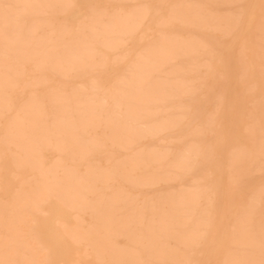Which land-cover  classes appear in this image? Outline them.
I'll list each match as a JSON object with an SVG mask.
<instances>
[{
    "label": "rangeland",
    "instance_id": "rangeland-1",
    "mask_svg": "<svg viewBox=\"0 0 264 264\" xmlns=\"http://www.w3.org/2000/svg\"><path fill=\"white\" fill-rule=\"evenodd\" d=\"M5 1L10 2L11 0L10 1L5 0ZM12 1L14 2V0H12ZM37 1L38 2L40 1V2L38 3ZM41 1H43V2H41ZM46 1L45 0H35V2H34V0H33V2H34L33 4H39L40 5L42 3L41 5H45L43 3H45ZM216 1L206 0V2L208 4L207 5L204 0H201V2H200V0H196L197 4H194L195 0H194V2H193V0H179L180 3H182V4L185 3V6L188 9H189V5H190L189 2H191V5L194 4L197 6V7L194 6L193 8L190 7L189 12L190 11L191 12L189 13V16L192 17L195 14H197V16L195 15V17H192V18H194L193 20H195V18H197L196 19L197 22L195 21L197 24L199 22L200 17L202 16L203 19L201 18V21L204 20L205 23L202 22L203 26H199V25H201V21H200V24H198L197 27H195L196 29L194 28V26H196V23H194L195 25L194 24L189 25L188 22H182L181 19H179V18L178 19L177 18L169 19L168 13H169L170 7L151 8V9L143 7L145 5L171 6L173 3L178 2V0H137L134 2H126V1L122 2V0L121 1H119V0H63L61 3L55 4V5H70V6H75V7L38 8V10L34 9L35 11L33 10V11L26 12L28 14H26L24 12L23 15L26 14V15H24L25 17H23V15H19V14H22V13H19L18 14L19 18L14 19V22H16V20H19V19H21V20H19L17 23H14L13 21L11 22L10 25L12 27L10 26L9 39L13 40L14 39L13 37H15V36L18 38L15 37L17 41L14 39L15 41L13 40L14 42H11L10 44L16 43V46H17L20 44L22 39L24 41H26V39L27 40L30 39V42H29V40L27 41L31 45L30 46L28 43V46H29L28 49L32 48L35 51L34 47L38 46L39 48H36L35 52L37 53V51L39 50V52L43 53L42 55H44L45 50L47 49V51L49 53L51 48H52L51 46H53L55 49H53L52 52L56 51V53H57V51L59 50L58 53L61 56H63V54H65L63 57L67 56V58L69 56L70 48L75 50L74 48L77 49V47H78V50H79V47L81 49L82 46H83V48H84V46H86L85 49H87V47L90 49L91 56L87 55L89 53V51L86 50V52H88L87 54L83 55L84 54L83 53V54L79 55V57L81 56L80 58L78 57L79 61H81V59H82L81 62H79L77 60L72 61V59H71V61H69L70 63L76 61L75 63H72L73 66L71 68V65L70 64L68 65L67 61H66L67 64L65 63L64 60L66 58L62 59V57L60 55H57L58 53L56 54L55 52L54 53L50 52V53H52V54L49 53L51 55L50 56V55H48V53L46 51L45 53L47 54L48 57L43 56V58L45 57V58L49 59V57H50L51 60L48 61V59L46 60L44 58L45 59L44 61H46L47 65H45V63L41 64L43 66L45 65L44 68H42L43 71H41L42 69L39 70V67L41 68V66H39L37 68L38 64L35 65V63H34L37 58L42 57V55L39 52L37 53V58H34V60H30L31 58L30 59L28 58V60H27L28 62H27V61H25V59H23V62H22L23 64L22 63L18 64V62L15 59L17 57L20 58V56H19L20 54L18 55L17 53H15L16 54V56H15V54L12 53L11 55H9V59H8V57L7 58L5 56L2 57V53L0 52V54H1L0 57H2V58H0V61L2 62V59L4 58L2 63H5L4 65H2L0 62V71L2 70L4 73H7V74H4L3 72H0V74H1V76H2V74L6 75V76L9 75L8 79H6L7 78L6 76L5 77L3 76V78L0 76L1 77L0 82L3 83V84H0L1 85L0 86V92L2 95V98H0V100H2V99L4 100V102L1 103L2 105L0 104V112H1V115H0V201L3 202V203H0V209H1L0 214H2L0 216L1 217L3 216V218H4V220L2 218H1L2 220L0 219V224H1L0 225V257H1L0 261L7 260V261H5L6 264H9V263L10 264H97L98 261L101 260L102 264H111L110 259L113 258V259H111L113 261L115 259L114 256H116V257H119V259H120V257H122V259L118 260V258H116L117 261L114 260V261H116V263H114V261H113L112 264L113 263L114 264H135V262H133V260H135L136 258H137V260H135L136 263L139 260L138 264H231V262H234L236 259L237 260H242V259H256L257 260V258H258V260L260 259V247H259L260 245L259 244H260L261 219H262L261 207H258V205L255 206L256 208H255L254 215L249 216L250 218H248V217L244 218V216H245L244 212H245V208L247 207V203H248L249 198L252 196L255 197V195H257V194L259 196L258 197L256 196L255 199L260 198L261 192H259V191H261V189L264 188V170L260 169L261 167L260 168L258 167L259 164L257 165V167H258V170H257L256 165H254L253 162H251L250 158H249V155L253 152L255 153V151H256L255 158H257L259 160L258 154H260V148H259L260 142H258V140L260 139L259 133L261 134V131H260L261 130V117H262V114H264L263 113L264 112V77H262V73H261V69H260L261 33L259 31L260 29H255L256 28L255 24L257 26H259V28H260V22H258V24L256 22V21H260L259 20L260 19V8H259V11H258L257 16H256L255 24H253L254 26L250 25L247 28V25H249V23H247V22H250L249 17H250V14L252 12L251 11L252 9L249 8V9L241 10V9L237 8V5H241V4H245V3H247L245 5H254L253 4L254 0H243V1L242 0L241 1L235 0V1L231 2V4L228 2L227 3L223 2L226 5V6H224L225 8L223 7L224 4L221 3L222 0H218L217 2ZM237 1H238V3H237ZM49 2L50 1L48 0L46 2L47 3L46 5H51ZM199 2H200V5H199ZM51 3H52V1H51ZM186 3H188V6ZM220 3L222 5H220ZM236 3H237V5H236ZM228 4H229V6H228ZM93 5H104V6H109V7L105 8V9H94L91 7ZM204 7H205V9H204ZM137 8L138 9H140V8L144 9V11L146 13L142 19H139L138 16H135V17L133 16L134 18H131V19H133V22H135L134 20H136L137 18L139 19V21H138V19L136 20L137 23L136 22L134 23V25L135 24L136 25L134 26L133 29L138 28L135 31L133 29L129 30V31H124V33L122 31V34L121 33L115 34L113 32V35H110L109 37H106L107 35H105V32H101L103 35H101V33H99L101 36H99V34H98L97 35L98 38H97V36L96 37L94 36L100 42L98 40H96L94 37H93L94 40L91 38L93 36V34H92V36L90 35V33H92V32H90V31H92L90 29L94 28L92 26H96L97 31H102V28L100 27V25H102L104 22L106 24V22H108V18L110 16L118 15V14L120 15V14H123L125 11L137 10ZM194 8H195V10H194ZM227 8L230 10V11L228 10L229 13L226 12ZM201 9H203V10L201 11ZM231 9H233V10L237 9V10L241 11L240 16L237 15V14H239V11L236 10V13H237L236 14ZM206 11H208V13ZM231 11L234 12L235 14L231 13ZM32 12H34V13H32ZM192 12H194L193 15L191 14ZM198 13H199V15H198ZM214 13H217V14H214ZM202 14H205V15L203 16ZM223 14H225V15L223 18H221L220 16ZM227 14H229V15L227 16ZM27 15H28V17H26ZM231 15H233L234 17H232ZM21 16L25 19L21 18ZM218 17H219L220 22L217 21ZM90 18L92 19V21L94 20V18H97L100 22V25L97 22L95 23L92 21H91V23H94V24L86 23V20L90 19ZM165 18L167 20H165ZM206 18H208V19H206ZM220 18L222 20L225 19V22H224V20L222 21ZM231 18H232L231 23H229L228 20H230ZM161 19H162L161 22H163L164 24L167 23L168 20H169V22L165 26L163 24L161 25V23L159 24V21ZM175 19H177V21ZM179 20L181 21V24H180ZM207 20H209V21L207 22ZM247 20H249V21H247ZM0 21H2V20H0ZM36 21L39 22L37 24L38 27L34 24V22L36 23ZM140 21H142V23ZM139 22H140V24H139ZM206 22H207V24H206ZM213 22H216L217 24H215ZM233 22H236V23H233ZM0 23H1L0 25H2L3 21ZM182 23H184V25H182ZM12 24L17 25L16 27H18V28L20 26L21 27L19 28V30H15V26H13ZM19 24H22V25L19 26ZM88 24H90L92 26L90 27V25H88ZM105 24L103 26L106 27ZM138 24L140 26H138ZM158 24L161 26H159ZM212 24L213 25L215 24L216 29H213V27L215 28V26H212ZM218 24H219V26H217ZM225 24H227V25H225ZM234 24H235V26H234ZM30 26L33 27L34 31L32 29H31L32 31L29 29ZM168 26H169V28H168ZM227 26L230 27L231 31H228L229 27H227ZM105 27H103V29ZM1 28L4 29L3 25L0 26V30H1ZM18 28H16V29H18ZM35 28H36V30H35ZM98 28L101 30H99ZM224 28H228V30L227 29L225 30ZM3 29L1 30L2 32L4 31ZM249 29H250V31H249ZM188 30H189V32H188ZM245 30H246V33H248V34L244 33ZM1 31H0V42L3 43L1 41V37L5 36V34L4 33L2 34ZM131 31H132V33L130 34ZM171 31H172V33H174L176 39H175V37H173L174 35L171 34ZM225 31H228V33H229L228 38H227V32L225 33ZM50 32H51V34H49ZM159 32H160L161 36L163 34L164 35L167 34L166 35L167 38L171 37L170 35H172V39L175 40V45H174L175 47L178 46L180 41L185 42L186 39H187L186 42H188V43H182V44L180 43L179 44L180 46L178 47L179 49L178 48L174 49V50H176V52L180 53V54L175 53L176 56L175 55L174 56L176 58L172 57V58L177 59V60L170 58L173 62H171V61L166 62L167 64L166 63L164 64V67H162L164 69H161V71H160L161 73L160 72L159 73L158 72L153 73V76H154V77L152 76L153 78H155L157 76L155 79H157V80L163 79L161 81V83L159 80V84H161L159 89L162 88L163 91L157 90V94H158L157 95V94H155L156 91L151 90V88H154V87H152V85L158 83V81L156 80V83L154 82L153 84L151 82L152 85L150 84V86H147V85H149L150 81H153V79H151V78H148L149 80H147V79H143V80L141 79L140 80L139 79V81H141V83H139V81H137L138 82L137 83L135 80L136 77L133 76L134 75L133 73L136 74V71L138 70V68L134 69L135 65H132L133 68L129 67V66H131L130 61L132 63L133 60H134L133 63L137 65L141 56L142 57L144 56L147 59V61H146V59L143 57V58H141L142 61H146V64L151 65V63H152L151 60H153V58L150 57V60H149V57L146 56V54H145L146 52H144L143 49H144V45L146 46V44L148 42L153 41V39H155L156 37H158L160 35ZM33 33H34V37H32ZM169 33H170V35H169ZM24 34H25L26 38L22 37V36H24ZM46 34L51 36V38L48 35L46 36ZM140 34L142 37L140 36ZM196 34H197V36H196ZM10 35H11V37H10ZM27 35L29 36V38ZM193 36H196V37L193 38ZM259 36H260V38H259ZM19 37L20 38L22 37V38L20 40H18ZM46 37H47V39H46ZM77 37L79 39H77ZM140 37L142 39H139ZM190 37H192V44H193V46H195L192 48V50L195 49L197 51H193V52H192V50H191V52L189 51L191 49V45H192L190 43L191 42ZM197 37L199 39H201L200 43H199L200 40H198ZM241 37H243V38H241ZM41 38H43L45 40H43ZM102 38H104V39L102 40ZM109 38H111V40H108ZM196 38H197V40H196ZM9 39H7V42L9 41ZM48 39H49V41H48ZM106 39L108 40L107 43H109V41L111 42L112 40H114V41H112L113 43L118 42L117 46H119V47H116L115 43H114V45L113 44L110 45L111 47L109 46V44H110L109 43L108 46L106 47V45H107ZM177 39L179 41H176ZM42 40L47 41V42L44 43ZM101 40H102V43H106V45L102 44ZM122 40L125 42H122ZM156 40H157V38H156ZM195 40L198 41L199 44L202 43V47L198 48V46H200V45L198 43H196V44L193 43ZM3 41H4V43H6L5 38ZM18 41H19V43H17ZM51 41L55 42V43H52ZM78 41L80 42V44L82 46L79 44ZM202 41H204V43L205 42H207V43L204 44ZM121 42L124 44H122ZM176 42H178V44H176ZM37 43H41L42 46L38 45ZM75 43H76L77 47L76 46L74 47L71 45V44L75 45ZM119 43L121 45H119ZM14 44L12 46H14ZM203 44L205 46L208 45L207 48L204 47ZM2 45H3L2 48L7 46L6 44H5V46H4V44H2ZM68 45H69V47L70 46H72V47L67 48ZM181 45H182V48H181ZM184 45H186V48L188 47L187 48L188 50L185 49ZM189 45H190V47H189ZM64 46H66V47H64ZM0 47H1V45H0ZM108 47H110V48H108ZM113 47H114V49H113ZM61 48L63 50H64V48L65 49L67 48V49L62 51ZM83 48L81 49L82 52L85 51V49H83ZM201 48H203V50ZM204 48H206V49H204ZM3 49H5V48H3ZM7 49H9V51L11 49L10 52H13L10 45L7 46ZM177 50H179L180 52ZM183 50H185V51H183ZM61 51H62V54H61ZM65 51L68 52V54ZM208 51H210V52L207 53ZM183 52L185 54L188 52V54H190V55H188V54L184 55ZM194 52H195V56L192 55V53L194 54ZM249 52H251L252 55H250ZM139 53L141 54V56H139L140 55ZM39 54L41 55V57L39 56ZM53 54H54V56L57 55L58 57H56V56L54 57ZM142 54H144V55H142ZM82 56H83V58H82ZM179 56H181V57H179ZM185 56H187L188 58H185ZM51 57L55 58V60H56V58H60L62 61H64V62L60 61L61 63H64L63 65L61 64L63 67L60 68L61 65L59 64L60 62L58 61V59H57V61H53V59ZM115 57L116 58L119 57L117 59L120 61L122 60V61L117 62V59H113ZM120 57H122V58H120ZM124 57H126V58H124ZM136 57L139 60L136 59ZM5 58H6V60H5ZM123 58H124V60H123ZM184 59H186V60H184ZM188 60H189V62H188ZM240 60L243 64L240 63ZM114 61H116L115 62L116 65H114ZM148 61H149V63H148ZM183 61H185L186 64ZM190 61H192V62H190ZM238 61H239V63H238ZM49 62H54L55 64H57V66L59 65L58 68H60V71L63 72V76H61L62 75L61 72L57 71V69H56L57 67H53V66H55V64L52 63V64L48 65ZM82 62H84V63H82ZM11 63H12V66L10 67ZM76 63L77 64L79 63L78 65H80V66L82 63L81 70H80V67H77ZM85 63H86V65L84 66L83 64H85ZM177 63H179V64H177ZM187 63H189V64H187ZM138 64H140V63H138ZM190 64H192V65L190 66ZM239 64H240V66H239ZM7 65H9V67H7ZM14 65H16V67H18V68L14 67L13 69L16 68L15 69L16 72H18V70H19V72H21V73L18 72L19 74L16 73V76H14L15 71L13 72L10 70V69H12V67ZM20 65H21V67H20ZM123 65H125V66H123ZM187 65H189V67ZM241 65L245 66L243 68L245 71L243 69H242V71H244L246 75L244 73H242V71H240L241 70L240 68L243 67V66L241 67ZM47 66H51V68L50 67L47 68ZM67 66H69V68H71L70 70L72 72L68 73L70 70H69V68L67 70ZM74 66L76 67V69L77 68H79V69L75 70ZM126 66L129 67L131 69V71ZM173 66L175 67V69L177 68V70L179 69V67H181L180 68L181 72L174 70ZM176 66H178V67H176ZM4 67H5V69H4ZM83 67H85V69H83ZM170 67L173 69V71ZM22 68H24V69H22ZM34 68H36L35 70H38V71H35ZM53 68H54V70H56L55 75H54V72L53 73L51 72V71H53ZM126 68L128 69L129 72H133L132 73L133 75H131L127 71ZM247 68H248V70H247ZM48 69H50L51 71ZM64 69H66V73H65V71H62ZM124 69H126V71ZM182 69H183V71H182ZM169 70H170V72H172V75L170 74V72L166 73V71H169ZM175 71H176L177 76H174V75H176ZM57 72H58V74H57ZM64 73L66 74V76H64ZM77 73H79V74H77ZM121 73L123 74V76L128 74V76L126 75L127 78L130 77V75H131L133 77L132 79L135 80L134 82L137 83V85H134L133 84L134 82L131 81V77L128 78V79H130V80H128V82L131 81L132 84L134 85V86L131 85L132 90L129 88V87H131V86H129V84H131V83L127 84L129 86L128 88L126 86H124L123 91H121L123 87L121 88V86L117 85L119 82L117 80H120L122 78ZM173 73H174V75H173ZM167 74L168 75L170 74L171 76L170 75L168 76ZM240 74L242 75V77ZM77 75H79V76H77ZM248 75H250V77ZM9 77H10V79H9ZM167 77L169 78L170 81L173 79L172 80L173 83H175L176 81L178 82L179 80H181V82L184 81V83H181L179 81L177 84L178 86H175V87L179 88V86H180L179 84L181 83L182 85L180 86V90L182 88L181 91L182 92L185 91V94L183 92L184 95L183 94L181 95L180 93H182V92L178 91L177 88L175 89V87H174L175 84L171 83V85L169 87H167L170 84V81L168 80ZM238 77H239V79L241 78L240 81L238 80ZM117 78H120V79H117ZM174 78H176V79L178 78L179 80H176ZM2 79L4 82L6 80V82L4 83L2 81ZM155 79H154V81H155ZM166 79L169 81L168 83L164 82V81H166ZM11 80L12 81L14 80V83L13 82L12 83L13 84L16 83V84L13 85L11 83ZM45 80H46V82H45ZM114 80H115V82H114ZM142 81H143V83H142ZM146 81H148V82H146ZM162 82L164 85L162 84ZM245 82L247 84H248V82H250L249 83L250 85L247 86L248 88L245 87L246 86ZM254 82H256V83L251 84ZM10 83L13 85L12 86L13 88L12 87L10 88V86H11V85H9ZM115 83H116L115 86H118V90H120V92H118V90H115L116 92L113 90V87H114V89H117V87L115 88V86H114ZM59 84L60 85L64 84L62 89L60 88ZM65 84H66V86H65ZM138 84H140V86ZM159 84H158V87H159ZM6 85H7V88L5 87ZM94 85H96L97 89H95ZM141 85L142 86L144 85V86L141 87ZM172 85L174 88L171 87ZM183 85H185V86H183ZM138 86L140 87L141 91L143 88L142 92L146 93L145 95H147V96L149 95V93L151 91L152 92L150 93V95L148 97L146 96V98H144L145 96H143V94H141L140 89H138L139 92L135 89V87L139 88ZM186 86H187V88H186V90H184ZM145 87H148L147 91L149 90L148 91L149 93L145 90ZM149 87H151V88H149ZM163 87H166V91L168 90L167 92L170 93L169 95L170 96L172 95L173 98H171L172 96L170 97L169 95H166V92L164 90L165 88H163ZM189 87H191V88H189ZM245 88H247V89H245ZM57 89L58 90L60 89V90L58 91ZM76 89H79L76 91L77 95H75V93H74L75 92L74 90H76ZM128 89H130L131 91ZM71 90H72V92L74 91L73 92L74 96H79L80 94H82L83 96L81 95L79 97H81V99H82V97H84V98L82 100L80 99V101H79V97H76L73 99L72 98V97H74L73 94L68 93L70 95L69 96L65 93V92H71ZM81 90L82 91L84 90V92H81ZM127 90L129 92V96L132 93H135L134 94L135 96H131V97H133V99H130L129 96L125 95V94H128V92L126 93ZM169 90H171L174 94L176 93L177 94L176 97ZM174 90H176V91H174ZM189 90H191V91H189ZM244 90H246L245 91L246 93H244ZM48 91H52L53 92L52 95H51V92L48 93ZM54 91L57 93L54 94ZM60 91H62V92H60ZM63 91L67 95V97H65L66 95H64ZM136 91L138 92L137 94L140 96V99L142 102L139 100V96L136 94ZM158 91H160V92L162 91L163 93H165L163 95L164 98L162 95H159V94H162V92L159 93ZM5 92H6V95L5 94L3 95V93H5ZM59 92L61 93V95ZM103 92H105L106 96ZM46 93H47V96H46ZM62 93H63V96H62ZM90 93L94 94V96H93L94 98H92V95L90 96ZM118 93L119 94L122 93L121 96H124V97L122 98ZM123 93H125V94H123ZM152 93H154V94H152ZM48 94L51 96H53V95L54 96L53 97L50 96V98L48 99V96H49ZM56 94H58V96L60 95L59 97H56V98H58V100H60V101L57 100V105L54 104L56 102V98H55ZM1 95H0V97H1ZM108 95H110V98ZM136 95L138 97H136ZM152 95H154V99H153ZM31 96H32V98H31ZM68 96L70 97V100H69ZM86 96L91 97L90 98L91 100L88 97L86 98ZM111 96H113V100L115 99L114 100L115 102L116 101L120 102L119 97L122 99L129 97V101H127L128 100L127 98H126L127 100H125V101L127 103H129L130 105L134 106V107H132V106L131 107L135 108V109L138 107L137 104L140 105L142 103L140 105L141 107H138V109H136L137 115L139 117L137 115H135L136 114V112H134L135 109L130 108L128 106L129 104L124 102L122 99H121V101H123L122 102L123 105L120 104L121 102L119 103V105H116V106H114L115 104L112 105L114 103V101L112 100ZM150 96L152 98H150ZM155 96H158V98H156ZM165 96L170 97V98H168V101L172 100V102L171 101L168 102ZM62 97L66 98V99H64L66 101V104L64 103V100ZM95 97L98 98L99 102L97 101V99ZM103 97H104V99H103ZM134 97L137 98L140 101V103H136L137 101H133V100H136ZM29 98L31 99L30 101H29ZM51 98L53 99V101ZM61 98L63 101H61ZM71 98L73 100H71ZM77 98H78V100H77ZM33 99H34V101H33ZM86 99H89V100H86ZM92 99L93 100L95 99V101L98 103H95V101H93ZM145 99L146 100L148 99L147 100L148 102H150V100L152 99L153 104H151L152 102H150V103H147L148 104L147 105L146 104L147 101ZM156 99L158 102L156 101ZM158 99H160V100L163 99V101L161 102ZM6 100H7L8 104L5 102ZM48 100H50V101H48ZM103 100H105L104 103L106 105L103 104V102H102ZM130 100L133 101L132 104H131ZM154 100L156 101L157 104L154 103ZM164 100H166V101L164 102ZM32 101L34 102V104L31 103ZM51 101L53 102V104L50 103ZM68 101L70 103H72L71 108L68 107L70 105V103ZM73 101H75V102H73ZM83 101L84 102L87 101L88 104L86 105V103H83ZM89 101L91 103L93 101L97 105H95V107H93L94 103H92V106H91V104H89ZM143 101L145 102V104L147 106L144 105ZM61 102H63L62 103V104H64L63 106L68 107V108L67 107L66 108H67V111L69 110V112L68 113L65 112V113H67L68 117H66L65 114H63L64 111L66 110V108L64 109V107H62V105H60V107L58 106L59 104H61ZM77 102H78V105H80V106H81V104H85V105H82L81 107L78 108ZM79 102H81V103H79ZM111 102H112V104H111ZM117 102H116V104H118ZM3 103L10 106V110H7V109H9V107H6L7 109H5L4 108L5 106ZM21 103H24V104L22 105ZM27 103H28V108H25V110H27V111L31 110V112H33V113L27 112L28 115L26 112H23V110H22V108L24 109L23 106L26 105L25 107H27ZM37 103H38V105H37ZM74 103L77 106L74 105ZM125 103L127 104V106L129 108L128 107L126 108ZM29 105H32V108ZM88 105L90 107H88ZM99 105L102 106V109L98 111V109H100V107H101V106L99 107ZM135 105H136V107H135ZM19 106H21L22 108ZM34 106L35 107L40 106V108L38 107L40 112L38 109H36V110H38L37 113L39 115H37V113H35L36 110H35ZM83 106H84V109H83ZM96 106H98V107L96 108ZM158 106L161 108L159 109ZM56 107H58V108H56ZM61 107L63 108L64 111L63 110L60 111ZM75 107H77L76 111L74 109ZM85 107L87 109H85ZM115 107H117V108H115ZM118 107H120V108H118ZM145 107L148 109H150L152 107V109H150L148 111V109H146ZM53 108H56L58 110H55ZM80 108L82 110H84V112L86 111L87 113H89L88 111H90L89 114H91V116L86 114V113H83V111H80L79 110ZM88 108H89V110H88ZM93 108H95V109H93ZM105 108H107V110ZM153 108L155 111L153 110ZM166 108H168L167 109L168 111L165 110ZM32 109H34L35 111H32ZM70 109L74 110L75 112L72 110H71L72 111L71 112ZM90 109L92 111L95 110L99 114L101 112L102 113L98 116V114L95 111H94V114L91 113ZM128 109H130V110L132 109V112L135 113V114L134 113L133 114L135 116H137L136 117L137 120H134L133 122L131 121V122L127 123V125H126L125 120H126L127 114L132 115V114H130L131 112ZM139 109H140V111L141 110L144 111L143 109H145V111H147V112H145V111L143 113H142V111L138 112ZM77 110H79V113L77 112ZM111 110H112V113H114V114L116 111L119 110V112H116L115 115L120 113L119 116H120V118L122 117V119L124 118L123 119L124 122H121L123 120L118 119L119 118L118 115H117V118H115V119L119 120V121L121 120L120 125L122 123L125 126L123 129L120 130V128L123 127L122 125L120 128L117 129L116 125H119V121L118 122L115 121L118 124L114 122V117H112V116H115V115L111 113ZM126 110H128V112H130V113H128ZM156 110L158 113H155ZM158 110L160 111V114H159ZM163 110H165L166 112ZM55 111H57V112H55ZM106 111H108V112L110 111L109 116H111V117H108V114L105 117V114L108 113ZM123 111L127 112V113L125 114ZM151 111L152 112L154 111V112L151 114ZM58 112H59V114H58ZM76 112L78 114H81V116L83 114L84 115L86 114L85 116L83 115V117H82V118H84L83 120L86 119L85 121H87V118H90V117L92 118L93 115L94 116L97 115V117L95 116V118H99V120L95 119L93 117L94 118L93 121L90 118L89 119L90 121L88 120L89 122L87 121L85 124V121H83L82 118H80L81 116L79 117V115ZM80 112H82L83 114ZM104 112H106V113H104ZM148 112H150L149 113L150 115H148L150 120L153 119V121H156L158 119H162L161 121H157L156 125H159L158 123L161 122L160 125L167 123L168 126L171 125L174 128L169 126L170 128L168 129L167 125H165V126L163 125L165 128L167 127V129L164 130V129H162L163 128L162 127L161 128L162 132H160L161 131L160 130L157 135L152 134L150 131H149L150 133L149 132L147 133V131L145 130V129H147L145 125H147V121L149 120V118L147 116L148 120L145 119L144 113L148 114ZM169 112L171 114L173 112H175L177 114L175 115L173 113L172 116H171V114L170 115L168 114L169 117L167 119L168 115L166 113H169ZM248 112H250V113H248ZM251 112H253L255 114V116H253L252 115L253 113H251ZM23 113H25L26 115ZM40 113L42 114V116H40L41 115ZM14 114H15V116H14ZM33 114L37 115L38 117L34 116ZM154 114L158 115L159 118L155 117ZM213 114L215 116V122H214V124H209L208 118L210 115H213ZM249 114H250V116H249ZM11 115L13 117H10ZM29 115H30L31 119L33 116L36 119L33 120L34 119L33 118L32 120H30L31 121L30 122L29 121L30 118L28 117ZM31 115H32V117H31ZM59 115H61V116L64 115V116H62L63 119H61V116L57 118V116H59ZM152 115H153V118H152ZM179 115L180 116L183 115V116L179 117ZM20 116H21V118H20ZM54 116H55V118H57V119L60 118L61 120L58 121L57 119L54 118ZM86 116H87V118H86ZM88 116H90V117H88ZM100 116L102 119H100ZM142 116H144V118H142ZM175 116H176V118L181 119L180 121L175 119L176 122L178 121L177 123L175 122L176 124L174 123L176 126H174L172 123V120H174ZM244 116H245V118H244ZM14 117H16V118H14ZM18 117H19V119H18ZM64 117L67 119L70 118V122L68 120H64L65 119ZM77 117H78V120L80 118L81 121L79 120V122H78V120L76 119ZM249 117H251V118H249ZM11 118L14 119V121L16 123L19 120H20L19 122L23 121V125L21 123L19 124V122L15 125L12 124V123H14V121ZM53 118H54V121H56V124L60 121H68V122H67V124H66V122H62V124L58 123L59 126H58V124L54 125L53 124L54 123ZM106 118H110V119L113 118V120L112 121L109 120V123H107L108 119L105 121ZM15 119H18V121ZM26 119H28V121H25ZM170 119H171V122L168 121ZM8 120H10L11 123ZM150 120H149L148 124L151 123ZM34 121H35V123H33ZM75 121H77L78 123L76 122V124H74ZM94 121H95V126H92ZM97 121H101V122H99L100 124H98ZM103 121L106 122L108 127H110L114 122L116 125H114V124L113 125L116 127V129H114L115 128L114 126L111 127L113 129L108 128L106 126L105 122H103ZM137 121H138V123H137ZM143 121L145 122V124ZM153 121H152V123H154ZM166 121H168L169 124ZM8 122H9V124H8ZM27 122H28V124H27ZM29 122H30V124L33 123V124H31L30 127L28 126ZM80 122H83L82 124H85V126L89 125V123L91 122L90 123L91 127L90 126H88L87 128L85 127V131H83L84 128H82L83 125H81ZM111 122H112V124H110ZM64 123H65V125H63ZM70 123H72V124H70ZM35 124H36V126H33ZM131 124L136 125V126L134 127ZM40 125H42V126H40ZM66 125L67 126L69 125V127H71L72 129H75L78 126L77 127L78 129L76 128L75 130L72 131V129L69 127L67 128ZM138 125H141V126L139 127ZM246 125H247L246 129H244ZM248 125L252 126L253 128H255V127L257 128V129L255 128V130H254V134H256V135L250 136V134L253 133V131H252L253 129H252V127L248 128ZM15 126H16V128H15ZM18 126H20V127H18ZM43 126H44V128H42ZM60 126H62V128L64 126V128L66 130L65 129L61 130L59 128ZM79 126H81V127H79ZM104 126H105V128H104ZM128 126H130V128L132 129L131 132H130V129L128 128ZM17 127H18V130H19V128L22 129V130H20V132H23L24 135L23 134L19 135L20 133H18V131H16ZM33 127H35V128H33ZM106 127L108 129H106ZM142 127H143V129H142ZM237 127H239V128H237ZM4 128H6V129H4ZM9 128L11 129L12 133H11V131L9 133V131H8ZM45 128L49 132L45 131L44 130ZM33 129H36V130L34 131ZM68 129H70L72 133L69 132ZM124 129H125V131H126V129H127V131L129 129V131L126 132L127 134H125V131H123ZM5 130H7V131H5ZM31 130L34 132H31ZM42 130H44V132L47 133L46 136H45L46 133H44ZM59 130L63 131V133H61ZM113 130L114 131L116 130L115 132H113L115 134H117L119 132L117 134L118 136L111 133L112 138L110 137L111 139L109 140L107 138V136H110V132H112ZM117 130L122 131V133L124 135L120 131H117ZM139 130H141L142 132ZM246 130H248V131H246ZM249 130H251V132ZM256 130L258 132L259 131L260 132L258 133ZM57 131L60 133L58 134ZM75 131H78V132L75 133ZM81 131H83V132H81ZM132 131H139V132H136V134H135V132H132ZM15 132H16V134H15ZM41 132L44 133V134H41L42 137L40 136ZM66 132L71 133L72 136L70 134L68 135ZM108 132H109V134H108ZM129 132H130V134L132 133L136 137H134V136L130 137V134H128ZM30 133H31V135L34 136V138L36 136L37 137L35 139H32L30 137L31 136ZM34 133L36 134V136ZM120 133L122 136H124L127 139L129 138V139L127 140V139L123 138L120 135ZM137 133L138 134L141 133L140 136H138ZM9 134H11L10 135L11 137H9ZM37 134L40 136L41 140L39 139ZM50 134L51 135L53 134V135L51 136ZM54 134H58L57 136H59L60 138L56 137V140H55ZM65 134H67L70 137L68 138V136ZM142 134H144L143 135L144 138H143V136H141ZM150 134L153 136H151ZM28 135H30L29 136L30 139L26 138V137H28ZM74 135H75V137L76 136H78V137H76V138L74 137V140L72 139V141H71L70 138H73ZM114 135L116 138L113 137ZM119 135L122 137L121 139H120ZM126 135H128V136L126 137ZM247 135H249V136L247 137ZM12 136H14L13 138H15L16 136L17 137L15 139H13ZM20 136L21 137L23 136V138H21ZM48 136H50V139ZM61 136H62V139H61ZM63 136L64 137L66 136L65 139ZM254 136H257V138H259V139H256V141H255L256 144H255V142H253ZM43 137L47 138V139L44 140ZM117 137H119V138H117ZM24 138H26L25 139L26 143L22 142L24 140ZM58 138H59V140H58ZM130 138L132 141L131 145L133 147H131L130 144H127L128 146L127 145L126 146L128 148H126L125 144L128 143L127 141H129ZM160 138H161V140H160ZM18 139H19V142H18ZM60 139H61V141H60ZM63 139L66 140L65 143L69 142V141H71V143H73V141H75V143L78 142V144H80L81 142L84 143L85 140H86V142L88 141L87 143L85 142L88 145V147L84 144L87 148H85V146H83V144H82V147H84V149H87V152H86V150L85 151L81 150V151L86 152V153L82 152V153H84V155L81 153V155L84 157H82L80 155L81 151H79V152L77 151L80 146L78 145V147H75L76 144L71 145V143L69 144V145H71L69 147H67L68 143L61 145L64 148V149H62L64 152H62L60 154V151L58 149V142L60 141L59 144L64 143ZM87 139H89V140H87ZM113 139H115V141ZM29 140L38 141V142L33 141L30 144L33 145L36 142L37 143L36 146L34 145V147H33L31 145L32 149H34L36 147V149L38 148V150H39V148H40V150H41L39 152L38 150L35 151L36 150L35 149V150H33L35 152H33V151H31L32 150L31 148H30L31 150L29 149L28 153L32 156V159L34 158L32 160L31 156H30V159L29 158L28 159L31 161L24 159L23 155H25V152L21 150L22 148L19 149L21 146H24V144L27 145L28 147H30L28 144ZM42 140H44L46 142L49 141L50 143L47 145L48 142L44 143V141H42ZM112 140L115 143L111 144ZM116 140L119 143L120 147L116 146V145H118ZM170 140H172V141H170ZM188 140H192V142H190ZM6 141L9 143H7ZM20 141L22 142V144ZM42 142L45 144V147L41 146ZM55 142H56L57 146L55 145ZM121 142L125 146L124 148H126L127 150L126 149L122 150L123 145ZM193 142H195V143H193ZM252 142L254 145H256L255 147L257 148L259 153L257 152L256 148L253 147ZM129 143H131V142L129 141ZM186 143H189V145L188 144H187L188 146L184 145ZM190 143H192V145L195 144L196 148L198 149V151L200 153V159L195 163V165H190L188 163V153L187 152H189V151L184 149V148L187 149L188 147H190V149H191L192 145ZM92 144H93V146L95 144L96 147H93ZM65 145H66V147H64ZM121 145H122V147H121ZM257 145H258V147H257ZM89 146L93 147V148L89 149ZM70 147L72 150L74 148L76 153L71 151L69 149ZM243 147H244V149H242ZM65 148L70 150L67 152L68 154H65L66 153ZM119 148H121V150ZM136 148L137 149L139 148L142 152L139 149H138V151L135 150ZM248 148L251 150H249ZM88 149H89V151H88ZM148 149H150V150H148ZM163 149L165 150L164 155H167V157L165 156L166 157L165 159L163 158L164 157L163 154L161 155L163 157L159 156L161 153L158 155L159 150L162 153L164 152ZM234 149H236L238 152L240 150V152L242 154L240 152L236 153V154H241L242 157H243V154L244 153L246 154L247 153L246 151L249 150L248 151L249 153H247L246 155L244 154L245 157L249 154L246 157L248 160L243 159V161H241V163L243 162L242 167H241L242 164L238 165L240 162V160L238 161V159H240L241 156L240 155L234 156L232 154V156H233L232 157L230 154L233 152ZM179 150H181V153H183V154H179L180 153ZM236 150H234V151L237 152ZM253 150H255V151H253ZM57 151H59V153ZM145 151H146V153H145ZM150 151H151V154L149 153ZM152 151L156 152V153H154L155 154V161L153 158L154 154L152 155ZM16 152L18 155L16 154ZM36 152L37 153L39 152L41 155L39 153L37 154ZM71 152H73L72 154L75 155V157L72 154L69 155V153H71ZM138 152L139 153L141 152V154L143 156H145L144 157L145 159ZM184 152H186L187 155L184 156V154H185ZM35 153L38 156H36ZM147 153L149 155L153 156V157H151L153 160L152 159L151 160L154 161L155 163L150 162V158H149L150 156L147 157L146 156V155H148ZM176 153H177V156H176ZM12 154L13 155L16 154V156H19L20 159L18 157L17 158L21 162L24 161L25 164H23V163L19 164L18 163L19 160L16 158L15 155L12 156ZM19 154H21V155H19ZM29 154H27V155H29ZM135 155H137L138 157L140 156L139 159L141 157L143 159L141 158V160L139 161L137 156L135 158ZM180 155H182V156H180ZM34 156H36L37 159ZM70 156L73 157L74 159H71ZM77 156H79V157H77ZM156 156L160 157L162 159L160 160L158 158L159 159V161H158ZM173 156L176 158L175 159L172 158ZM40 157H41V159H40ZM129 157H131V158H129ZM234 157H236V158L239 157V158L235 159ZM22 158L24 159L23 161L21 160ZM25 158H27V157H25ZM133 158H135V162H134ZM233 158L235 160H233ZM14 159L17 162V164H19V167H18V165H16V162L14 161ZM60 159L63 161V163ZM178 159L180 161H182L181 164H179L180 161L178 163ZM38 160L39 161L42 160L40 162L43 163L44 168H45V166H47V169H48V167H50L48 169V171H50L52 169L51 164H53L52 165V167H53V166L58 164L57 163L58 161L67 168L66 169L64 166H61V167H64V170L60 167L57 169L58 170L57 173L60 175L59 176L58 174H56L57 175L56 177L59 178V179L57 178L58 179L57 182H60L59 180H61V178H65L67 173L70 171L73 173L72 177L73 176L74 177L72 178L73 179L72 180L70 178L71 173H69L68 176L69 175L70 176L69 177L67 176V178H66V179L69 178V181L73 182L74 180L76 181V179H77V181L75 182V183H77L78 181H81L78 179H83V181L88 180V183L86 181H84V182L82 181L83 184H82V182H78L79 184H77V185L74 182H73L74 184H72L68 180H66V181H68L70 194L73 195L74 192H76V194H78L79 192L82 193V195L80 193L78 195L80 196V198H82V200L84 198H85V201L87 200L86 203L83 201L84 204H88V205L91 204L92 206L95 205L97 207V208L95 207V209L100 210V211L98 210L99 215L97 214L98 216H96V217H98V219L96 220L95 214L92 210H90V211L88 210V209H90L88 206H87L88 209L85 208L86 205H84V207L82 206L83 203L79 204L81 208L79 206H77L76 199H74L77 197V195H75V197H73V200L75 202L73 204V206L76 205L75 207L72 206L73 209L71 208L72 203H70V204L66 203L65 204V203H62L61 201H59V198L57 196L56 197H55V195L50 196L46 205L48 206L47 210L50 213L54 212V215H52L51 218L45 217L44 215L41 214L40 211H37V210L35 211V209L31 210V211L34 210L33 212L29 211L32 206L28 203V201L30 200V198L28 196H27V198H29V199L26 198L27 200H25V197H26L25 193L27 194V192L29 191V189L27 188L28 186H30L31 188L30 187L29 188L31 190H33L34 187L32 188V186H35V188H37V186L35 185V182L39 183L40 172L38 173L37 168H36L37 170L31 168L32 166L35 165V163L37 164L39 162ZM129 160H131V162H133L134 165ZM156 160L158 162H156ZM171 160L172 161L175 160L174 162H176L178 164V167H176L177 165L174 166V164H176V163L171 164V162H170ZM184 160H185V162L183 164ZM236 160H237L238 166H236ZM32 161H35V162H33V165H32ZM127 161H129V162H127ZM141 161L143 162V164L145 163L148 165L147 166L144 164L145 166H147V168L143 167ZM248 161H249V165L247 164ZM255 161H256V159H255ZM257 161L254 163L256 164ZM14 162H15V164H14ZM136 162H137V164L140 163L137 167L135 166V165H137ZM168 162H170V163H168ZM26 163H29V164H26ZM129 163H130V165H129ZM168 164H171V165L169 166ZM185 164H187V165H185ZM246 164H247V166L245 168ZM250 164L253 165V166L251 165L252 168H251ZM22 165H26V167L25 166L23 167ZM131 165H132V167H131ZM232 165L233 166L235 165V166L233 167ZM171 166H173L175 168L172 167L173 168L172 169ZM227 166L229 169L227 168ZM236 167H237L238 171H240L243 167L246 170L248 168L249 169L251 168V170L252 169L254 170V167H256L255 168L256 171H253V170L250 171L248 169L247 172H238V175H237ZM132 168L133 169L135 168V169L132 170ZM170 168H171V170L175 169L176 171L170 172L169 171ZM230 168H232L231 170L234 169L231 172V174L236 171V173H233V176H234L233 178H230V176L232 177V175H230V173H229V171H231ZM244 168H243V170H245ZM145 169L149 172L145 171ZM61 170H63L64 172ZM65 170H67V171H65ZM142 171L143 172L145 171V172L142 173ZM45 172H46V175L49 176V177H47V182L49 183V185L52 186V183L54 181H56L57 179L56 180H55V178L53 180L51 179L53 181L51 183L50 178L54 177L52 172H50V173L47 172L46 168H45ZM146 172L148 174L151 173V174H149V176L152 179L148 176V174L146 175ZM225 172H226V175H225ZM91 173L95 174L96 176H98V174H100L99 176L101 178L103 177V175L105 178L106 177H108V178H106V179L102 178L101 179L98 176L101 180L97 177L94 181L95 175H93L91 177V180L93 177L94 178L91 181V180H89L90 178L87 179L88 175L90 176ZM121 173H122V175H121ZM239 173L242 176V178L240 177ZM62 174L64 176H61ZM139 174H140V176H142V178H140ZM170 174H171V176H170ZM126 175H127L128 179H130V180L127 181ZM156 175H158L160 177V179H158V176L156 178ZM168 175L170 176V178L173 177V175H174L172 180L168 178L169 177ZM130 176H132L133 181H134V179H135V181H137V184H138V180H139V179H137V177L140 178V180L143 179L142 182L139 180L141 185H139V184L137 185L136 182L134 181L135 185L132 186L133 182H130V181H132V178ZM144 176H146V179H148L151 182H153L154 180H157V181H154L153 182L154 184H153V183L149 182L148 180H146L145 181L146 185H145L143 183L144 179H145ZM152 176L153 177L155 176V177L153 178ZM165 176H166V178H165ZM236 176L240 177V179L238 178V181L240 180L239 183H238V181H236L237 179H235ZM122 177L124 178L123 180H126L127 182L123 181ZM48 178H49V180H48ZM234 179H235V181H234ZM24 181L27 182V183L26 182L25 183L28 186L24 183ZM63 181H65L64 179H62L61 182L63 184H65L66 181H65V183ZM233 181L236 183L237 186L235 185V183H233ZM128 182L131 183L132 185L131 184L129 185ZM148 182H149V184H151L153 186H151V185L149 186ZM38 183H36V184H38ZM230 183H231V185H230ZM20 184H21V187H19ZM80 184H82V185H80ZM23 185H24V187H25V185L27 187H25V188L23 187L24 188L23 189L22 188ZM66 185H67V183H66ZM71 185H76L77 187L80 188V189L77 188L78 193H77V189L75 188L76 186L73 187ZM78 185H80V186H78ZM70 186H71V188H70ZM81 186H83V187L86 186V188H91L90 186H92L93 189L91 191L89 189L85 190L86 188L82 189ZM235 186L237 188H235ZM18 188L21 190L19 191ZM73 188L75 190L74 192H72ZM81 190H82V192H81ZM251 190H252V194H251ZM15 191L18 193H16ZM23 191H24V194H23ZM88 191H90V192H88ZM194 192H195V194H194ZM20 194H22L24 196V198ZM83 195H85L84 198L82 197ZM160 195L163 198L162 199L163 201H160L161 200V198L159 197ZM192 195H195V196L193 197ZM250 195H252V196H250ZM114 197L117 199V200L114 199V201L116 200L115 203L112 202ZM133 197H134V201L131 199ZM192 197H193V199H192ZM14 198H16V199H14ZM20 198L21 199L23 198L22 201L20 200ZM18 199L20 202H22L24 204L26 203L25 201H27L25 206H27V204H29L30 207L29 206H27L28 208L24 207V204H22V203H19L22 205L15 204V202ZM127 200H128V202H127ZM9 202H10V205L8 204ZM109 202L111 204H109ZM17 203H18V201H17ZM96 203L100 206L99 208H98V205H96ZM67 205H70L69 208ZM108 205H113L111 207H113L114 209H112ZM3 206L6 208H4ZM7 206H8V208H7ZM148 206H151V207L153 206V207L151 208ZM192 206L194 209L192 208ZM21 207L26 209L28 213L26 212V210H22L23 208H21ZM77 207H79V208L76 209ZM105 207L111 208V210L109 209V211H108V208H105ZM128 207H129V209H128ZM131 207H133L131 211L133 213L135 212L134 214L130 213ZM189 207H190V209H189ZM2 208L5 209L3 212H2ZM14 208L18 211V213L16 210H14ZM187 208L189 209V212H187V210H188ZM101 209H103V210L101 211ZM104 209L107 211H105ZM151 209L154 212H152ZM174 209L175 210L177 209L175 211V215H174ZM6 210L8 213L6 212ZM20 210H21V212L23 211L22 217H23V213L27 215V216L24 215V218H25V216L27 217L25 219L26 221L24 220V218H21V219H20V217L18 218V215L20 214L19 213ZM127 210H129V211H127ZM139 210H140V212L144 210L143 211L144 214L146 213L145 215L142 214L143 217L140 216L141 218L139 217V213H138ZM112 211L114 214V216H112L113 220L111 219V215H113V214H111V215L109 214L110 212L112 213ZM242 211H244V212L242 213ZM38 212H40V213H38ZM100 212H102L101 214L104 213V216L106 214H108V218L110 215L109 219H110V221L113 222V224L110 225L112 223L110 221H109L110 223L105 222L107 215L105 216L104 219L102 217L103 215L101 217H99ZM105 212H106V214H105ZM128 212H129V215L130 214H132V215L127 217L128 221L126 223L125 222L126 221L125 216L128 215ZM176 212L178 215L176 214ZM141 213H140V215H141ZM14 214H16V216ZM136 214L138 215V217ZM241 214H243V215H241ZM13 215L15 218L14 217L12 218ZM74 215L77 218H81V220H78V219L75 220L76 217ZM172 215H174V217ZM176 215L178 218L176 217ZM20 216H21V214H20ZM131 216L134 217V219H132V221H131V218H133V217H131ZM10 217L12 219H10ZM114 217L117 219V222H115V223H114V220H116V219ZM8 218L11 220L10 223L8 222L9 221ZM93 218H95V219H93ZM139 219H142V220L139 221ZM159 219L164 220V222H166V224L162 221H161L162 223H160ZM176 219H178V220H176ZM15 220H17V223H13V222H16ZM18 220H19V222H18ZM82 220H83V222H82ZM98 220H101V222H99ZM157 220L159 223L156 222ZM4 221H5V223H4ZM6 221L9 223L8 225H7ZM75 221H80V226H83V228L84 229L86 228V229L84 230V229H82V227L76 226L77 222H75ZM94 221H96V222H94ZM103 221H104L103 225L100 226ZM202 221L204 222L203 224H201ZM241 221H243V222L247 221V222L243 224ZM2 222H3V224H5V226L2 225ZM207 222H209L210 224L208 225ZM151 223H153V224H151ZM90 224L92 226H90ZM105 224L106 225L109 224V226L106 227ZM115 224L117 225V227L115 226ZM163 224L165 226L169 225L168 229L166 228L167 226L165 227V229H167L166 232L168 231V233L164 232L165 229L161 230L164 227ZM11 225H13V227ZM94 225H97V228L94 227ZM104 225H105V227H103ZM160 225H163V227L160 228L159 227ZM14 226H15V228H14ZM62 226L64 227V229L62 228ZM110 226L112 229L114 227H116V228H114L112 230L111 228H108ZM127 226L129 229L127 228ZM148 226L150 229L153 228L152 229L153 235L150 232L148 233V231L150 230V229L148 230ZM151 226H152V228H151ZM7 227L9 228V230L12 227V229H11L12 231L11 230L9 231ZM87 227H88V229H87ZM91 227L95 228L94 229L95 233H96V230L98 229V227H100V229L97 230L98 231L97 235H95V236H102V237L105 234V232H104V230H101V229L106 228L105 231H108L110 229L109 230L110 233L108 232L110 235L106 232V235L103 237V240H101L102 239L101 237H98V239L101 238V239H99L101 244L103 241V244L101 247L102 250L100 249L101 245L100 244L98 245V243H100L99 241L98 242L96 241L97 245L96 244L94 245L95 240H98V239H94L95 236L93 238L91 237L93 234H95L94 232H92L93 228H91ZM157 227L160 229L158 230ZM154 228H155V230H154ZM14 229H15V232L18 234V235L16 234V236H15V232L13 234ZM70 229H73V231H74L73 236H70L67 234V232ZM77 229L81 230L79 232H82V230H84L83 232H86V230H87V232L85 234H89L88 233V230H89L90 236L87 235L89 238L88 241L87 240L85 241L84 238H82L83 240H81V238H77V232H78ZM116 229L119 230V232ZM63 230H65V231L63 232ZM127 230H129V231L132 230L131 231L132 232L131 233V239L132 240L133 239L135 240L136 237L139 238V235H141L142 238H139V242L137 241L138 238L134 242L131 241V239H129L130 234ZM153 230L155 231V233ZM114 231H115V234L113 233ZM124 231H126L128 233H126ZM141 231H142L143 236L145 235V239L142 236ZM157 231H160L159 233H161V231H162V233L158 234ZM231 231L234 232V234L233 233L231 234ZM99 232H101V235ZM103 232H104V234H103ZM120 232H121V234H119ZM225 232H228V236L225 240H222L223 233H225ZM241 232H242L241 236L244 235L243 237H241L242 240H240L241 238H239V236H238ZM244 232L246 234H244ZM116 233H118L119 235H116ZM125 233L128 235L129 240L127 239V235L125 237V235H124ZM189 233H192L193 235H195V234H197V235L192 237V235H189ZM82 234L84 235V233H82ZM154 234H155V236H159V237L155 238ZM135 235H136V237L133 238L132 236H135ZM146 235H148V236L150 235L151 238L153 237V239L154 238L156 239L155 240L156 242H155L153 239L150 238V240H153L155 242L154 243L155 245L153 244V242L148 243L149 238ZM187 235L190 237H188ZM231 235L233 238L231 237ZM85 236L86 235H84L83 237H85ZM106 236L108 237V239H106V240H109L112 238L113 239H112V241L110 240L111 243H110V241H107V244L104 245L106 243V241L104 240L105 238H107ZM218 236H220L221 238L220 237L218 238ZM70 237H74V238H70ZM247 237H250V238L253 237V239L251 238V240H253V241H251L249 239H245ZM257 237H258V239H257ZM177 238H181L182 240H185V242L184 241L180 242L181 239L178 240ZM235 239L236 240L238 239V242L235 241ZM89 240H91V241L93 240L92 241L93 246H90L92 243L90 241V243H91L90 244ZM141 240H143V241H141ZM246 240L248 241L247 244H246ZM2 241H3V243H2ZM4 241L7 242L8 244H9V242H11V245L10 244L8 245ZM239 241H242V242L245 241L246 245L244 244V242L242 244H240ZM233 242L234 243L237 242V244L234 245ZM19 243H22V245ZM23 243L25 245H23ZM88 243H89V245H88ZM146 243H148L147 245L151 244L148 247L154 248L157 251V254H156L155 250L153 251V249H150V248L148 249L147 245L144 246ZM2 244H3V246H1ZM110 244L114 248L110 247L111 246ZM152 244L155 247H152L153 246ZM253 245L254 246L256 245V246L254 247ZM95 246L99 247L98 249H100L101 251H104V250L105 251L101 252L100 250L97 249L98 250V252H97ZM103 246L104 247L106 246L107 248L106 247L104 248ZM143 246H144L145 250H144ZM93 247L95 249H92ZM146 247H147V249H146ZM15 248L18 251H16ZM156 248L161 251L160 254H162V253L164 254L162 256L159 255L161 257L160 259L158 256L160 251H158ZM242 248H243V251H241ZM127 250H129L132 254L129 251L128 252L130 253V255H128V252L125 253ZM14 251L16 252L15 254L13 253ZM149 251H150V253H149ZM117 252H120L122 256L121 255L119 256L120 253H117ZM122 252H124L125 255L127 254V257H125V256L123 257L124 253H122ZM94 253H96V254L103 253V255L101 254V256H99V254L95 255ZM115 253H117V254H115ZM151 253L153 256L151 255ZM149 255L151 257H149ZM155 255L158 257V260L155 257ZM98 256L100 257L99 258L100 260L98 259ZM102 256L104 257V259H102L103 258ZM162 257H163V259H162ZM2 259H4V260H2ZM231 259H234V260L231 261ZM118 261H121V263L120 262L118 263ZM7 262H9V263H7Z\"/></svg>",
    "mask_w": 264,
    "mask_h": 264
},
{
    "label": "bare ground",
    "instance_id": "bare-ground-1",
    "mask_svg": "<svg viewBox=\"0 0 264 264\" xmlns=\"http://www.w3.org/2000/svg\"><path fill=\"white\" fill-rule=\"evenodd\" d=\"M7 1H8V0H7ZM9 1H10V0H9ZM45 1H46V0H45ZM47 1H48V0H47ZM47 1H46V2H47ZM49 1H50L49 3H50L51 5H55V4H59V3H61L63 0H49ZM51 1H52V3H51ZM119 1H121V0H119ZM123 1H126V2H134V1H137V0H122V2H123ZM204 1H205V3L207 4L206 0H204ZM214 1H216V0H214ZM217 1H218V0H217ZM217 1H216V2H217ZM233 1H235V0H222L221 3L224 4L225 2H226V3L228 2V3L231 4V2H233ZM240 1H241V0H240ZM242 1H243V0H242ZM5 2H6V1H5ZM10 2H13V1L11 0ZM34 2H35V0H34ZM34 2H33V0H14L13 3L33 4ZM37 2H38V1H37ZM39 2H40V1H39ZM39 2H38V3H39ZM41 2H43V1H41ZM46 2L43 3V4L46 5V4H47ZM193 2H194V0H193ZM197 2H198V1H197ZM197 2H196V0H195V3H194V4H197ZM200 2H201V0H200ZM200 2H199V5H200ZM208 2H209V1H208ZM223 2H224V3H223ZM209 3H210V2H209ZM221 3H220V5H222ZM237 3H238V1H237ZM237 3H236V5H237ZM41 4H42V3H41ZM41 4H40V5H41ZM186 4H187V6H188V3H186ZM189 4L191 5V2H189ZM192 4H193V3H192ZM194 4L191 5V6H196V5H194ZM211 4H212V3H211ZM211 4H210V5H211ZM233 4H234V3H233ZM245 4H247V3H245ZM245 4H244V5H245ZM253 4H254L255 7H254V8H251V9H252V10H251L252 12L250 11V12H251L250 17L248 16V17L250 18V22H247V23H249V25H247V28H248V26L255 24L256 16H257V13H258V11H259L260 0H254V3H253ZM173 5H175V6H183V7H176V8H172V7H170V8H169V13H168V17H169V19H174V18H177V19H178V18H179V19H181L182 22H188L189 25H193L194 23L197 22V20H196L197 18H195V20H193L194 18H192V17H195V15L197 16V14H195V15L192 16V17H190V16H189V13L191 12V11L189 12L190 7H189V9H188V8L185 6V3L182 4V3H180L179 0H178V2L173 3L171 6H173ZM190 5H189V6H190ZM207 5H208V4H207ZM224 6H226V5L224 4L223 7H224ZM228 6H229V4H228ZM196 7H197V6H196ZM201 7H202V6H201ZM191 8H193V7H191ZM202 8H203V7H202ZM224 8H225V7H224ZM204 9H205V7H204ZM233 9H234V8H233ZM233 9H231V10H233ZM33 10H34V9H22V10L20 11V13H22V14H19V15H23L24 12L26 13V12L33 11ZM35 10H38V8L35 9ZM35 10H34V11H35ZM191 10H192V9H191ZM194 10H195V8H194ZM202 10H203V9H201V11H202ZM225 10H226V9H225ZM228 10H229V9L227 8L226 12H228ZM236 10H237V9H235V10H233V11L236 13ZM201 11H200V12H201ZM229 11H230V10H229ZM237 11H239V10H237ZM36 12H37V11H36ZM206 12L208 13V11H206ZM234 12L231 11V13H234ZM32 13H34V12H32ZM145 13H146V12L144 11V9H141V8H140V9L137 8V10L125 11L123 14H120V15L118 14V15H112V16H110V17L108 18V22H106V24H105V22H104L102 25H100V22H99V20H98L97 18H94L93 21H92V19L90 18L92 22H95V23L97 22V23L100 25V27L102 28V31H97V30H96V28H97L96 26H92V25L88 24V25H90V27H91V26L94 27L93 29H92V28L90 29V30H92V31H90V32H92V33H90V35L92 36V34H93V36H92L91 38L94 40V38H95L99 33H101V32H105V35H107L106 37H109L110 35H113V32H114L115 34H120V33L122 34V31H123V33H124V31L132 30V29L134 28V26L136 25V24L134 25V23L136 22V20H137L138 18H139V19H142L143 16L145 15ZM209 13H210V12H209ZM228 13H229V12H228ZM231 13H230V14H231ZM235 13H234V14H235ZM26 14H28V13H26ZM26 14H24V15H26ZM29 14H30V13H29ZM191 14L193 15L194 12H192ZM191 14H190V15H191ZM210 14H211V13H210ZM214 14H217V13H214ZM236 14H237V13H236ZM240 14H241V11H239V14H237V15L240 16ZM24 15H23V17H25ZM30 15H31V14H30ZM198 15H199V13H198ZM202 15L204 16L205 14H202ZM224 15H225V14L221 15L220 17L223 18ZM228 15H229V14H227V16H228ZM133 16H134V17H135V16H138V18H137L136 20H134L135 22H133V19H131V18H134ZM210 16H211V15H210ZM210 16H209V17H210ZM231 16L234 17L233 15H231ZM23 17L21 16V18H23ZM26 17H28V15H27ZM206 17H207V16H206ZM212 17H213V16H212ZM235 17H236V16H235ZM237 17H238V16H237ZM258 17H259V16H258ZM17 18H19V16H18ZM201 18H202V16L200 17L198 24H200ZM204 18H205V17H204ZM210 18H211V17H210ZM221 18H220V19H221ZM15 19H16V18H15ZM23 19H25V18H23ZM130 19H131V20H130ZM139 19H138V21H139ZM177 19H175V20L177 21ZM202 19H203V18H202ZM206 19H208V18H206ZM211 19H212V18H211ZM211 19H210V20H211ZM19 20H21V19H19ZM19 20H16V22H14V19H13V22H14V23H17ZM163 20H164V19H163ZM165 20H167V19L165 18ZM214 20H215V19H214ZM221 20H222V19H221ZM223 20H224V22H225V19H223ZM223 20H222V21H223ZM231 20H232V18H231L230 20H228V22L231 23ZM235 20H236V19H235ZM259 20H260V19H259ZM161 21H162V19L159 21V24L161 23V25L163 24L164 26L169 22V20H168V22L164 24V23L161 22ZM172 21H173V20H172ZM176 21H175V22H176ZM181 21L179 20L180 24H181ZM195 21H196V22H195ZM208 21H209V20H207V22H208ZM217 21L220 22L219 17L217 18ZM217 21H216V22H217ZM226 21H227V20H226ZM247 21H249V20H247ZM0 22H2V21H0ZM21 22H22V21H21ZM140 22L142 23V21H140ZM140 22H139V24H140ZM164 22H165V21H164ZM202 22L205 23V21L203 20V21H201V25H199V26H203V25H202V24H203ZM207 22H206V24H207ZM210 22H211V21H210ZM216 22H213V23L217 24L218 22H217V23H216ZM256 22H257V24H258V22H260V21H256ZM38 23H39L38 21H36V23L34 22V24H35L37 27H38V25H37ZM101 23H102V22H101ZM136 23H137V22H136ZM233 23H236V22H233ZM0 24H1V23H0ZM22 24H23V23H22ZM22 24H19V26L22 25ZM91 24H94V23H91ZM104 24L106 25V27L103 26ZM107 24H108V25H107ZM139 24H138V26H140ZM159 24H158V25H159ZM198 24L196 23V26H194V28L197 27ZM215 24H214V25L212 24V26H215ZM219 24H220V23H219ZM219 24H218L217 26H219ZM2 25H3V24H2ZM2 25H0V26H2ZM12 25H13V24H12ZM32 25H33V24H32ZM161 25H159V26H161ZM182 25H184V23H182ZM194 25H195V24H194ZM225 25H227V24H225ZM10 26H11V25H10ZM13 26H15V30H19V28L21 27V26H20V27L18 28V27H16L17 25H13ZM97 26H98V25H97ZM102 26L105 27V28L103 29ZM199 26H198V27H199ZM209 26H210V25H209ZM234 26H235V24H234ZM253 26H254V25H253ZM11 27H12V26H11ZM31 27H32V26H30L29 29H30V30H31V29L33 30V27H32V28H31ZM90 27H89V28H90ZM117 27H118V28H117ZM136 27H137V26H136ZM189 27H190V26H189ZM220 27H221V26H220ZM225 27H226V26H225ZM227 27H229V26H227ZM255 27H256V28H255ZM255 27H254L255 29H260L259 26H257L256 24H255ZM257 27H258V28H257ZM16 28H18V29H16ZM168 28H169V26H168ZM218 28H219V27H218ZM2 29H3V28H1V30H2ZM98 29H99V28H98ZM117 29H118V30H117ZM136 29H138V28H136ZM136 29H133V30L135 31ZM139 29H140V28H139ZM195 29H196V28H195ZM209 29H210V28H209ZM213 29H216V26H215V28L213 27ZM224 29H225V30H226V29L228 30V28H224ZM1 30H0V31H1ZM3 30H4V29H3ZM30 30H29V31H30ZM32 30H31V31H32ZM35 30H36V28H35ZM99 30H101V29H99ZM119 30H120L121 32H120ZM199 30H200V29H199ZM31 31H30V32H31ZM33 31H34V30H33ZM65 31H66V30H65ZM65 31H64V32H65ZM68 31H69V30H68ZM68 31H67V32H68ZM115 31H116V32H115ZM118 31H119V32H118ZM228 31H231L230 27H229V30H228ZM228 31H225V33L227 32V38H228V34H229ZM249 31H250V29H249ZM259 31H260V30H259ZM1 32H2V31H1ZM117 32H118V33H117ZM160 32H161V31H160ZM160 32H159V34H160ZM188 32H189V30H188ZM3 33H4V31L2 32V34H3ZM31 33H32V32H31ZM131 33H132V31L130 32V34H131ZM133 33H134V32H133ZM139 33H140V32H139ZM244 33H246V30L244 31ZM258 33H259V32H258ZM25 34H26V33H25ZM25 34H24V36H22V37H25ZM49 34H51V32H50ZM58 34H59V33H58ZM137 34H138V33H137ZM159 34H158V35H159ZM171 34L174 35V33H172V31H171ZM246 34H248V33H246ZM47 35H48V34H46V36H47ZM101 35H103V34L101 33ZM101 35L99 34V36H101ZM158 35H157V36H158ZM166 35H167V34H166ZM166 35L163 34V35L161 36V34H160L158 37H156L157 40H156V38H155V39H153V41L148 42V43L146 44V46L144 45V49H143V50H144V52H146V53H145L146 56L149 57V60H150V57H152L153 60H154V61L151 60V61H152L151 65H150V64H146L147 59H146V57H144V56H143V57L146 59V61H142L141 58H143V57H142L141 54L139 53V54H140L139 56H141V58H140L141 61L137 58L138 56L136 57V59L139 60V62H138V61H137V62L140 63V64L137 63V65H138V66H137L136 64L133 63V62H134V60H133L132 63H131V61H130V65H131V66H129V67H132V65H135V66H134V69H135V68H138V70H137L138 72L136 71V74H137V75H136L135 73H133V72H129V71H128V69L131 71V69H130L129 67H127L129 64L126 66V67L128 68V69L126 68L127 71H128L131 75L134 74L133 76L136 77V78L138 79V80H137V79L135 78L136 82L139 81V79H140V80H141V79H142V80H143V79H147V80H149L148 78H151V79H153V81H150L149 85H147V86H150L151 82H152V84H153L154 82L156 83V80H157V79H155V78H156L157 76H156L155 78H153V77H154V76H153V73H154V72H155V73H156V72L159 73V72L161 71V69H164V68H162V67H164V64H165L166 62H170V61L173 62L171 59L176 58V57H175V56H176L175 53H178V52H176V50H174V49H175V48H178V47L180 46V45H179L180 43H181V44H182V43H188V42H186L187 39L185 40V42L180 41L179 44H178V42H176V44H178V46L175 47V46H174V45H175V40L172 39V35H170V33H169V35L171 36V37H169V38H167ZM169 35H168V36H169ZM225 35H226V34H225ZM258 35H259V34H258ZM2 36H3V35H2ZM27 36H28V35H27ZM31 36H32V35H31ZM48 36H49V35H48ZM94 36H95V37H94ZM140 36H141V34H140ZM163 36H164V37H163ZM177 36H178V35H177ZM196 36H197V34H196ZM196 36H193V38L196 37ZM242 36H243V35H242ZM3 37L5 38V36H3ZM3 37H1V41H2L3 43L0 42V43H1V44H0V45H1L0 49H1L2 46H3L2 44H4V46H5V44H6V43H4V41H3V40H4ZM10 37H11V35H10ZM15 37H16V36H15ZM15 37H13V38L16 40V38H18V37H16V38H15ZM22 37H21V38H22ZM32 37H34V33H33V36H32ZM32 37H31V38H32ZM49 37L51 38V36H49ZM93 37H94V38H93ZM103 37H104V36H103ZM141 37H142V36H141ZM141 37H140L139 39H142ZM165 37H166V38H165ZM173 37H175V35H174ZM21 38L19 37L18 40H20ZM25 38H26V37H25ZM28 38H29V36H28ZM44 38H45V37H44ZM97 38H98V36H97ZM104 38H105V37H104ZM104 38H102V40H103ZM190 38H191V42H190V43L192 44V37H190ZM197 38H198V37H197ZM197 38H196V40H197ZM200 38H201V37H200ZM241 38H243V37H241ZM259 38H260V36H259ZM8 39H9V37H8ZM14 39H13V40H14ZM41 39H43V38H41ZM46 39H47V37H46ZM77 39H79V38L77 37ZM95 39H96V38H95ZM112 39H113V38H112ZM119 39H120V38H119ZM175 39H176V37H175ZM13 40H10V39H9V41L7 42V46L10 45V47H11L12 50H13V52H10L11 49H10V51H9V49H7V56H6V54H5V49H6L7 46H5V47H3V48H5V49L2 48L3 50H2V49L0 50V52L2 53V57L5 56L6 58L8 57V59H9V55H11L12 53H13V54L17 53L18 55L20 54V55H19L20 58H18V57L15 58L16 61L18 62V64H21V63L23 62V59H25V61H27L28 58H29V59L31 58L30 60H34V58H37V53L39 52V50L37 51V53H36L35 51H36V48H39V47H38V46H37V47L35 46V47H34L35 51H34L32 48H29V49H30V50H29V49H28V47H29V46H28V43L30 42V39H28L29 42H27V41H28L27 39H26V41H24V40L22 39L23 42L21 41L20 44L17 45V46H16V43H15V44L13 43L14 46H12L13 44H10L11 42H14V41H15V40H14V41H13ZM43 40H45V39H43ZM43 40H42V41H43ZM96 40H98V39H96ZM102 40H101V43H102ZM108 40H111V38H109ZM108 40L106 39V43L108 42ZM120 40H121V39H120ZM183 40H184V39H183ZM196 40H195V41H196ZM198 40H200V41H199V43H200V42H201V39L198 38ZM202 40H203V39H202ZM221 40H222V39H221ZM259 40H260V39H259ZM16 41H17V40H16ZM38 41H39V40H38ZM48 41H49V39H48ZM81 41H82V40H81ZM98 41H99V40H98ZM112 41H114V40H112ZM112 41H111V42H112ZM176 41H179V40L177 39ZM188 41H189V40H188ZM195 41H194L193 43H195V44L198 43V41H196V42H195ZM245 41H246V40H245ZM36 42H37V41H36ZM43 42L45 43V42H47V41H43ZM51 42H52V41H51ZM78 42H79V41H78ZM99 42H100V41H99ZM111 42L109 41L110 44L107 43V45H106V43H102V44H105L106 47H107L108 44H109V46H110V45H112V44L114 45V43H115V44H116L115 46H116V47H119V46H117V43H118V42H114V43H113V42L111 43ZM122 42H125V41L122 40ZM122 42H121V43H122ZM202 42L204 43V41H202ZM241 42H242V41H241ZM17 43H19V41H18ZM52 43H55V42H52ZM76 43H77V42H76ZM76 43H75V45H73V44H71V45L74 46V47H75V46L77 47ZM199 43H198V44H199ZM206 43H207V42H205L204 44H206ZM37 44L40 45V46H42L41 43H37ZM48 44H49V43H48ZM50 44H51V43H50ZM79 44H80V42H79ZM122 44H124V43H122ZM191 44H190V45H191ZM204 44H203V45H204ZM211 44H212V43H211ZM29 45H30V43H29ZM35 45H36V44H35ZM44 45H45V44H44ZM51 45H52V44H51ZM51 45H50V46H51ZM54 45H55V44H54ZM80 45H81V44H80ZM80 45H79V46H80ZM119 45H121V44L119 43ZM187 45H188V44H187ZM190 45H189V47H190ZM199 45H200V46H198V48H199V47H202V43L199 44ZM30 46H31V45H30ZM46 46H47V45H46ZM55 46H56V45H55ZM72 46H70V47H72ZM81 46H82V45H81ZM207 46H208V45H207ZM207 46L204 45V47H206V48H207ZM32 47H33V46H32ZM51 47H52V48H51ZM51 47H50V48H51L50 52H52V50L55 49L53 46H51ZM56 47H57V46H56ZM64 47H66V46H64ZM70 47H69V45H68L67 48H70ZM74 47H73V48H74ZM85 47H86V46H84V48H83V46H82L83 49H85ZM110 47H111V46H110ZM110 47H108V48H110ZM184 47H185V49L188 48V47L186 48V45H184ZM193 47H195V46H193V44H192V45H191V49L189 50L190 52H191V50H192ZM244 47H245V46H244ZM40 48H41V47H40ZM43 48H44V47H43ZM45 48H46V47H45ZM48 48H49V47H48ZM67 48H66V49H67ZM82 48H81V49H82ZM181 48H182V45H181ZM206 48H204V49H206ZM208 48H209V47H208ZM66 49L64 48V50H66ZM74 49H75V50H73V49L70 48V51H69V56H70V57L68 56V58H67V56L63 57L65 54H63V56H61V55L58 53L59 50L57 51L58 54L56 53V51H54V52H55L57 55H60V56L62 57V59H65V58H66L67 60H66V59L64 60L65 63L67 64V62H68V65L70 64V65H71V68H72V66H73L72 63H75L76 61L70 63L69 61H71V59H72V61H74V60L79 61V58L81 57V56L79 57L80 54H83V53H84L83 55H85V54L88 53V52H86V50L89 51V53H90V54L88 53L87 55H88V56H89V55L91 56V51H90V49H89L88 47H87V49H85V51L83 50L84 52L81 51L80 47H79V50H78V47H77V49H76V48H74ZM88 49H89V50H88ZM91 49H92V48H91ZM111 49H112V48H111ZM113 49H114V47H113ZM178 49H179V48H178ZM201 49L203 50V48H201ZM32 50H33V51H32ZM42 50H43V49H42ZM61 50L64 51L62 48H61ZM68 50H69V49H68ZM68 50H67V51H68ZM187 50H188V49H187ZM187 50H186V51H187ZM46 51H47V49L45 50V52H46ZM62 51H61V54H62ZM92 51H93V50H92ZM177 51H179V50H177ZM183 51H185V50H183ZM189 51H188V52H189ZM193 51H197V50L193 49L192 52H193ZM45 52H44V55H42L43 53H40V52H39V53L42 55V57H41V55L39 54V56H40L41 58H37V59L35 60V62H34L35 65L38 64V65H37V68H38L39 66H41V68L39 67V70H41L42 68H44L45 65H47V64H46V61H44V60H45V59L47 60L48 58H45V57H44L45 59L43 58V56L48 57L47 54H46ZM50 52H49V53H50ZM54 52H52V53H54ZM65 52H66V51H65ZM179 52H180V51H179ZM188 52H187L186 54H188ZM209 52H210V51H208L207 53H209ZM252 52H253V51H252ZM47 53H48V51H47ZM49 53H48V55L52 54V53H50V54H49ZM66 53L68 54V52H66ZM97 53H98V52H97ZM181 53H182V52H181ZM183 53H184V52H183ZM3 54H4V55H3ZM45 54H46V55H45ZM67 54H66V55H67ZM178 54H180V53H178ZM178 54H177V55H178ZM186 54L184 53V55H186ZM249 54L252 55L251 52H249ZM0 55H1V54H0ZM18 55H17V56H18ZM57 55H55V56L58 57ZM142 55H144V54H142ZM174 55H175V56H174ZM188 55H190V54H188ZM192 55L195 56V52H194V54L192 53ZM13 56H14V55H13ZM15 56H16V54H15ZM50 56H51V55H50ZM53 56H54V54H53ZM55 56H54V57H55ZM182 56H183V55H182ZM2 57H0V58H2ZM78 57H79V58H78ZM85 57H86V56H85ZM172 57H174V58H172ZM179 57H181V56H179ZM183 57H184V56H183ZM183 57H182V58H183ZM192 57H193V56H192ZM239 57H240V56H239ZM239 57H238V58H239ZM241 57H242V56H241ZM6 58H5V60H6ZM51 58H52V57H51ZM82 58H83V56H82ZM117 58H119V57H117ZM117 58L115 57V58H113V59H117ZM120 58H122V57H120ZM124 58H126V57H124ZM124 58H123V60H124ZM170 58H171V59H170ZM185 58H188V57L185 56ZM11 59H12V58H11ZM52 59H53V61H57V59H58L59 62L62 61L60 58H56V60H55V58H52ZM59 59H60V60H59ZM69 59H70V60H69ZM87 59H88V58H87ZM87 59H86V60H87ZM169 59H170V60H169ZM192 59H193V58H192ZM242 59H243V58H242ZM3 60H4V58L2 59V62H3ZM30 60H29V61H30ZM50 60H51V59H50V57H49L48 61H50ZM83 60H84V59H83ZM174 60H177V59H174ZM178 60H179V59H178ZM184 60H186V59H184ZM238 60H239V59H238ZM7 61H8V60H7ZM64 61H62V62H64ZM66 61H67V62H66ZM81 61H82V59H81ZM81 61H79V62H81ZM118 61H120V60L117 59V62H118ZM121 61H122V60H121ZM121 61H120V62H121ZM181 61H182V60H181ZM242 61H243V60H242ZM245 61H246V60H245ZM0 62H1V61H0ZM2 62H1V64L4 65L5 63H2ZM4 62H5V61H4ZM27 62H28V61H27ZM32 62H33V61H32ZM59 62H58V63H59ZM115 62H116V61H114V65H116ZM183 62L186 64L185 61H183ZM188 62H189V60H188ZM190 62H192V61H190ZM194 62H195V61H194ZM25 63H26V62H25ZM43 63H45L44 66L41 65V64H43ZM52 63H54V62H49L48 65H50V64H52ZM82 63H84V62H82ZM82 63H81V66L78 65L79 63H78V64L76 63V64H77V67H80V70H81V67H82ZM148 63H149V61H148ZM238 63H239V61H238ZM240 63L243 64V63L241 62V60H240ZM22 64H23V63H22ZM54 64H55V63H54ZM59 64H60V65H61V64L63 65L64 63H61V62H60ZM76 64H75V65H76ZM166 64H167V63H166ZM177 64H179V63H177ZM187 64H189V63H187ZM195 64H196V63H195ZM2 65H1V66H2ZM32 65H33V64H32ZM62 65L60 66V68L63 67ZM83 65L85 66L86 63L83 64ZM191 65H192V64H190V66H191ZM248 65H249V64H248ZM250 65H251V64H250ZM11 66H12V63H11V65H10V67H11ZM42 66H43V67H42ZM58 66H59V65H58ZM58 66H57V64H55V66H53V67H57V68H56L57 71L61 72V71H60V68H58ZM123 66H125V65H123ZM167 66H168V65H167ZM169 66H170V65H169ZM171 66H172V65H171ZM187 66L189 67V65H187ZM239 66H240V64H239ZM242 66H243V67H242ZM7 67H9V65H7ZM14 67H16V65H14V66L12 67V69H10V70L13 71V72L15 71V72H14V73H15L14 76H16V73H18L19 70H18V72H16L15 69L18 68V67H16L15 69H13ZM20 67H21V65H20ZM48 67L51 68V66H47V68H48ZM173 67H174V66H173ZM176 67H178V66H176ZM202 67H203V66H202ZM209 67H210V66H209ZM241 67H242V68H240V69H241L240 71H242V69H243L245 66H244V65H241ZM68 68H69V66H67V70H68ZM71 68H69V70H70ZM74 68H75V70H78V69H79V68L76 69L75 66H74ZM124 68H125V67H124ZM132 68H133V67H132ZM170 68H171V67H170ZM180 68H181V67H179V69L177 70V68L175 69V67H174V70H177V71L181 72V71H180V70H181ZM183 68H184V67H183ZM4 69H5V67H4ZM6 69H7V68H6ZM8 69H9V68H8ZM22 69H24V68H22ZM22 69H21V70H22ZM35 69H36V68H34V70H35ZM62 69H63V68H62ZM83 69H85V67H83ZM126 69H124V70L126 71ZM171 69H172V68H171ZM245 69H246V68H245ZM46 70H47V69H46ZM48 70H50V69H48ZM124 70H123V71H124ZM132 70H133V69H132ZM166 70H167V69H166ZM185 70H186V69H185ZM243 70H244V69H243ZM247 70H248V68H247ZM247 70H246V71H247ZM7 71H8V70H7ZM23 71H24V70H23ZM23 71H22V72H23ZM35 71H38V70H35ZM41 71H43V69H42ZM50 71H51V70H50ZM62 71H65V73H66V69H64V70H62ZM172 71H173V69H172ZM182 71H183V69H182ZM244 71H245V70H244ZM244 71H242V73L245 74ZM0 72H3V71L1 70ZM9 72H10V71H9ZM47 72H48V71H47ZM51 72H52V73L54 72V75H55L56 70H54V68H53V71H51ZM67 72H68V71H67ZM70 72H72V71L70 70L68 73H70ZM167 72L169 73L170 70H169V71H166V73H167ZM3 73H4V72H3ZM19 73H21V72H19ZM19 73H18V74H19ZM65 73H64V76H66ZM122 73H123V72H122ZM122 73H121V74H122ZM124 73H125V72H124ZM126 73H127V72H126ZM132 73H133V74H132ZM160 73H161V72H160ZM162 73H163V72H162ZM177 73H178V72H177ZM242 73H241V74H242ZM246 73H247V72H246ZM4 74H7V73H4ZM57 74H58V72H57ZM57 74H56V75H57ZM59 74H60V73H59ZM61 74H62L61 76H63V72H61ZM77 74H79V73H77ZM83 74H84V73H83ZM121 74H120V75H121ZM170 74L172 75V72H170ZM170 74H169V75H170ZM175 74H176V71H175ZM241 74H240V75H241ZM12 75H13V74H12ZM20 75H21V74H20ZM120 75H119V76H120ZM126 75L128 76V74H126ZM126 75L123 76V74H122V78H121V79H120V78H117V79H120V80H117V79H116L117 81H119L117 85L121 86V88L123 87L121 91H123L124 86H126V87L128 88L129 86H131V85L134 86V85H137V83H138V82H137V83L134 82L135 80L132 79L133 77H132L131 75H130V77H131V81L134 82V83H133L134 85L132 84L131 81L128 82V80H130V79H128V78H130V77L127 78ZM135 75H136V76H135ZM160 75H161V74H160ZM167 75H168V74H167ZM169 75H168V76H169ZM171 75H170V76H171ZM173 75H174V73H173ZM245 75H246V74H245ZM245 75H244V76H245ZM0 76H1V74H0ZM3 76L5 77L6 75H3V74H2L1 77L3 78ZM8 76H9V75H8ZM8 76H6V77H7L6 79H8ZM17 76H18V75H17ZM57 76H58V75H57ZM77 76H79V75H77ZM152 76H153V77H152ZM174 76H177V74L174 75ZM244 76H243V77H244ZM248 76L250 77V75H248ZM252 76H253V75H252ZM1 77H0V78H1ZM117 77H118V76H117ZM241 77H242V75H241ZM167 78H168V77H167ZM172 78H173V77H172ZM244 78H245V77H244ZM254 78H255V77H254ZM254 78H253V79H254ZM4 79H5V78H4ZM9 79H10V77H9ZM12 79H13V78H12ZM154 79H155V81H154ZM158 79H159V78H158ZM174 79H176V78H174ZM250 79H251V78H250ZM14 80H15V79H14ZM14 80H13V81L11 80V83H12V82L14 83ZM59 80H60V79H59ZM159 80H160V83H161V81H162L163 79H159ZM159 80H157L158 83L153 84V85L151 84L152 87H154V88L149 87V88H151V90L156 91L155 94H157V90H162V88L159 89V88H160V85H161V84H159ZM168 80H169V78H168ZM168 80L166 79V81H164V82H167V83H168V82L170 81V80H169V81H168ZM172 80H173V79H172ZM172 80L170 81V84H169V85L167 84L168 86L166 85L167 87H169V86L171 85V83H172V84H175L174 87H175V86H178V85H177L178 82H179V81L181 82V80H179L178 78L176 79V80H179L178 82L176 81L175 83H173ZM238 80L240 81L241 78L239 79V77H238ZM2 81H3V79H2ZM8 81H9V80H8ZM15 81H16V80H15ZM36 81H37V80H36ZM246 81H247V80H246ZM3 82H4V81H3ZM5 82H6V80H5ZM5 82H4V83H5ZM9 82H10V81H9ZM9 82H8V83H9ZM43 82H44V81H43ZM45 82H46V80H45ZM114 82H115V80H114ZM114 82H113V83H114ZM146 82H148V81H146ZM11 83L9 84V85H11L10 88H11L13 85L16 84V83H15V84L12 83V84H13V85H12ZM38 83H39V82H38ZM129 83H131V84H129ZM135 83H136V84H135ZM139 83H141V81H139ZM142 83H143V81H142ZM144 83H145V82H144ZM181 83H184V81L181 82ZM181 83L179 84L180 86L182 85ZM249 83H250V82H248V84H247V83L245 82L246 86H245L244 84H243V85H244L245 87H247V86L250 85ZM255 83H256V82L251 83V84H255ZM0 84H3V83L0 82ZM91 84H92V83H91ZM127 84H129V86H128ZM158 84H159V87H158ZM162 84H163V82H162ZM59 85H60V84H59ZM63 85H64V84H63ZM63 85H60V88H61V89L63 88ZM115 85H116V83L114 84V86H115ZM138 85L140 86V84H138ZM163 85H164V84H163ZM0 86H1V85H0ZM65 86H66V84H65ZM91 86H92V85H91ZM94 86H95V89H97V88H96V85H94ZM132 86L129 87L131 90H132ZM139 86H138V87H139ZM143 86H144V85H143ZM143 86L141 85V87H143ZM180 86H179V88L175 87V89L177 88L178 91H181L182 88H181V90H180ZM183 86H185V85H183ZM183 86H182V87H183ZM188 86H189V85H188ZM116 87H117V89H114V87H113V90H114V91H115V90H118V86H115V88H116ZM171 87H173V85H172ZM174 87H173V88H174ZM12 88H13V87H12ZM119 88H120V87H119ZM133 88H134V87H133ZM147 88H148V87H145V90H146V91H147ZM163 88H165L164 90H165V92H166V95H169L170 93L167 92L168 90L166 91V87H163ZM186 88H187V86L185 87L184 90H186ZM189 88H191V87H189ZM189 88H188V89H189ZM247 88H248V87H247ZM247 88H245V89H247ZM90 89H91V88H90ZM93 89H94V88H93ZM111 89H112V88H111ZM111 89H110V90H111ZM130 89H128V90H130ZM135 89L139 92L138 89H140V87H139V88H136V87H135ZM168 89H169V88H168ZM240 89H241V88H240ZM57 90H58V89H57ZM57 90H56V91H57ZM59 90H60V89H59ZM59 90H58V91H59ZM72 90H73V89H72ZM72 90H71V92H65V93H66L67 95H69L68 93L73 94V92L75 91L74 93H75V95H77V94H76V93H77L76 91L79 90V89H76V90H74L73 92H72ZM128 90L126 91V93L128 92ZM131 90H130V91H131ZM171 90H172V89H171ZM171 90H169V91L172 92ZM191 90H192V89H191ZM191 90H189V91H191ZM241 90H242V89H241ZM255 90H256V89H255ZM58 91H57V92H58ZM137 91H136V94L138 93ZM142 91H143V88H142ZM142 91H141V89H140L141 94H143V96H145L144 98H146V96H147V95H145L146 93H143ZM146 91H145V92H146ZM148 91H149V90H148ZM148 91H147V92H148ZM154 91H153V92H154ZM162 91H163V90H162ZM162 91H161V92H162ZM174 91H176V90H174ZM178 91H177V92H178ZM245 91H246V90H244V93H246ZM50 92H51V95H52L53 92H52V91H48V93H50ZM57 92L54 91V94L57 93ZM60 92H62V91H60ZM60 92H59V93H60ZM81 92H84V90H83V91L81 90ZM81 92H80V93H81ZM111 92H112V91H111ZM115 92H116V91H115ZM118 92H120V90H118ZM151 92H152V91H151ZM151 92H150V93H151ZM158 92L161 93L160 91H158ZM181 92H182V91H181ZM183 92H184V94H185V91H183ZM183 92H182V93L179 92V93L182 95ZM59 93H58V94H59ZM63 93H64V91H63ZM63 93H62V96H63ZM65 93H64V95H66ZM103 93L105 94V92H103ZM103 93H102V94H103ZM131 93H132V92H131ZM131 93H130V94H131ZM148 93H149V92H148ZM148 93H147V94H148ZM150 93H149V95H150ZM172 93H173V92H172ZM4 94L6 95V92L3 93V95H4ZM58 94L55 95V98H56V97H59V96L61 95V93H60L59 96H58ZM83 94H84V93H83ZM86 94H87V93H86ZM112 94H113V93H112ZM118 94H119V93H118ZM121 94H122V93H121ZM121 94H119V95L121 96ZM123 94H125V93H123ZM134 94H135V93H132V94L129 96V92H128V94H125V95H126V96H129L130 99H133V97H131V96H135ZM139 94H140V93H139ZM152 94H154V93H152ZM164 94H165V93L162 92V94H159V95H162V96H163ZM173 94H174V93H173ZM184 94H183V95H184ZM241 94H242V93H241ZM0 95H1V92H0ZM48 95H49V94H48ZM51 95L48 96V99L50 98ZM67 95H66L65 97H67ZM81 95H82V94H80L79 96H81ZM84 95H85V94H84ZM91 95H92V98H94V97H93L94 94H93V93H92V94L90 93V96H91ZM97 95H98V94H97ZM110 95H111V94H110ZM110 95H108L109 98H110ZM114 95H115V94H114ZM114 95H113V96H114ZM137 95H138V94H137ZM137 95H136V97L139 96V95H138V96H137ZM149 95H148V96H149ZM157 95H158V94H157ZM174 95H175V97H176L177 94L175 93ZM46 96H47V93H46ZM53 96H54V95H53ZM53 96H51V97H53ZM69 96H70V95H69ZM69 96H68V98H69V100H70V97H69ZM71 96H72V95H71ZM73 96H74V94H73ZM79 96H74V97H72V98L74 99V98L79 97ZM82 96H83V95H82ZM105 96H106V94H105ZM113 96H111L112 100H113ZM115 96H116V95H115ZM126 96H125V97H126ZM148 96H147V97H148ZM169 96H170V95H169ZM171 96H172V95H171ZM171 96H170V97H171ZM179 96H180V95H179ZM244 96H245V95H244ZM3 97H4V96H3ZM87 97H88L89 99L91 98V97H89V96H86V98H87ZM121 97L123 98L124 96H121ZM129 97H126L128 100H127L126 98H125V99H122V98L119 97L121 103L116 101V102L118 103V104H116V102L114 101L115 99H114V100H113L114 103L112 104V102H111V104H112V105L115 104L114 106L119 105V103L122 104L123 101L126 102L125 100L129 101ZM152 97H153V99H154V95H152ZM152 97L150 96V98H152ZM155 97L158 98V96H155ZM159 97H160V96H159ZM165 97H166V96H165ZM170 97H166L167 101H168V98H170ZM180 97H181V96H180ZM245 97H246V96H245ZM0 98H2V95H1ZM4 98H5V97H4ZM31 98H32V96H31ZM33 98H34V97H33ZM62 98H63V100L66 99V98H64V97H62ZM62 98H61V101H63ZM68 98H67V99H68ZM72 98H71V100H73ZM83 98H84V97H82V99H83ZM95 98H96V97H95ZM101 98H102V97H101ZM106 98H107V97H106ZM134 98H135V97H134ZM161 98H162V97H161ZM163 98H164V96H163ZM171 98H173V96H172ZM247 98H248V97H247ZM51 99H52V98H51ZM51 99H50V100H51ZM59 99H60V98H59ZM80 99H81V97H79V101H80ZM82 99H81V100H82ZM89 99H86V100H89ZM96 99H97V101H98V98H96ZM103 99H104V97H103ZM121 99H122L123 101H121ZM135 99H136V100H133V101H137L136 103H140V101H141L140 96H139V100H140V101H139L137 98H135ZM148 99H149V98H148ZM148 99H147V100H148ZM174 99H175V98H174ZM2 100H3V99H2ZM2 100H0V104H1L2 102H4V100H3V101H2ZM30 100H31V99L29 98V101H30ZM50 100H48V101H50ZM57 100H58V98H56V102L54 103V104H56V105H57ZM75 100H76V99H75ZM77 100H78V98H77ZM77 100H76V101H77ZM90 100H91V99H90ZM92 100H93V99H92ZM145 100H146V99H145ZM147 100H146V101H147ZM158 100L161 101V102L163 101V99H161V100L158 99ZM33 101H34V99H33ZM33 101H32L31 103L34 104ZM35 101H36V100H35ZM52 101H53V99H52ZM52 101H51L50 103L53 104ZM58 101H60V100H58ZM84 101H85V100H84ZM84 101H83V103H86V105H87V104H88L87 101H86V102H84ZM93 101H95V99H94ZM93 101H92V103H94ZM104 101H105V100L102 101L103 104H105ZM118 101H119V100H118ZM133 101L130 100L131 104H132ZM138 101H139V102H138ZM156 101H157V99H156ZM156 101L154 100V103H155V104H157ZM165 101H166V100H164V102H165ZM170 101L172 102V100H170ZM170 101H168V102H170ZM5 102L7 103V100H6ZM68 102H69V101H68ZM73 102H75V101H73ZM98 102H99V101H98ZM98 102L95 101V103H98ZM141 102H142V101H141ZM150 102H152L151 104H153L152 99L150 100ZM150 102L147 101L146 104H147V103H150ZM157 102H158V101H157ZM38 103H39V102H38ZM38 103H37V105H38ZM59 103H60V102H59ZM59 103H58V104H59ZM62 103H63V102H61V104H59L58 106L60 107V105H62V107H64V109H65L67 106H66V107L63 106L64 104H62ZM64 103L66 104V101H65V100H64ZM69 103H70V102H69ZM69 103H68V104H69ZM79 103H81V102H79ZM92 103L89 101V104H91V106H92ZM95 103H94V106H93V107H95V105H97V104H95ZM126 103H127V102H126ZM126 103H125L126 108H127L128 106H129L130 108L134 107V106L130 105L129 103H127V104H129V105L127 106ZM134 103H135V102H134ZM143 103H144V105H146L144 101H143ZM3 104H4V103H3ZM7 104H8V103H7ZM7 104H4V106H5L4 108L7 109L6 107H9V109H7V110H10V106H8ZM21 104L23 105L24 103H21ZM29 104H30V103H29ZM35 104H36V103H35ZM68 104H67V105H68ZM71 104H72V103H70V105H69L68 107L71 108ZM103 104H102V105H103ZM141 104H142V103H141ZM141 104H140V105H141ZM159 104H160V103H159ZM1 105H2V104H1ZM22 105H21V106H22ZM74 105H76V104L74 103ZM77 105H78V102H77ZM77 105H76V106H77ZM82 105H85V104H81V106H82ZM105 105H106V104H105ZM122 105H123V104H122ZM140 105L137 104L138 107H141ZM147 105H148V104H147ZM147 105H146V106H147ZM21 106H19V107H21ZM25 106H26V105H25ZM25 106H23L24 109L21 107L22 110H23V112H26V113H27V112H31V110H30V111L25 110V108H28V103H27V107H25ZM29 106L32 108V105H29ZM54 106H55V105H54ZM81 106L78 105V108L81 107ZM100 106H101V105H99V107H100ZM103 106H104V105H103ZM131 106H132V107H131ZM34 107H35V106H34ZM34 107H33V108H34ZM36 107H37V106H36ZM36 107H35V110L38 109V107L40 108V106H38L37 108H36ZM41 107H42V106H41ZM62 107H61V109L59 108L60 111L63 110ZM68 107H67V108H68ZM86 107H87V106H86ZM86 107H85V109H87ZM88 107H90V106L88 105ZM97 107H98V106H96V108H97ZM107 107H108V106H107ZM129 107H128V108H129ZM135 107H136V105H135ZM138 107H137L136 109H138ZM158 107H159V106H158ZM158 107H157V108H158ZM245 107H246V106H245ZM56 108H58V107H56ZM56 108H53V109L58 110V109H56ZM67 108H66L65 111L63 110V111H64L63 114H65L66 117H68L67 113L69 112V110L67 111ZM76 108H77V107L74 108L75 111H76ZM91 108H92V107H91ZM115 108H117V107H115ZM118 108H120V107H118ZM145 108H146V107H145ZM160 108H161V107H159V109H160ZM163 108H164V107H163ZM168 108H169V107H168ZM168 108H166L165 110L168 111V110H167ZM83 109H84V106H83ZM93 109H95V108H93ZM101 109H102V106L100 107V109H98V111L101 110ZM105 109L107 110V108H105ZM132 109H135V108H132ZM132 109H131V110L128 109L131 113L128 112V110H126L128 113L132 114V115H128V114H127V117H126V120H125V121H126V122H125L126 125H127V123H129V122H131V121L133 122L134 120H137V119H136V117L138 116V115H137V112H136L137 110H136V109L134 110V112H136V114H135L134 112H132ZM146 109H148V108H146ZM150 109H152V107H151ZM150 109H148V111H149ZM7 110H6V111H7ZM24 110H25V111H24ZM28 110H29V109H28ZM35 110L32 109V111H35ZM38 110H39V109H38ZM38 110H36L35 113H37ZM71 110H72V109H70V111H71ZM79 110H80V111H83V113H86V114H88V115L91 116V114H89L90 111H88L89 113H87L86 111L84 112V110H82L81 108H80ZM79 110H77L78 113H79ZM88 110H89V108H88ZM90 110H91V109H90ZM143 110L145 111V109H143ZM153 110H154V108H153ZM165 110H163V111H165ZM41 111H42V110H41ZM72 111H74V110H72ZM72 111H71V112H72ZM75 111H74V112H75ZM94 111H95V110H94ZM94 111L91 110V113L94 114ZM114 111H115V110H114ZM141 111H142V110H141ZM141 111H140V109L138 110V112H141ZM144 111H142V113H143ZM154 111H155V110H154ZM154 111H153V112H154ZM158 111H159V110H158ZM166 111H165V112H166ZM39 112H40V110H39ZM43 112H44V111H43ZM55 112H57V111H55ZM55 112H54V113H55ZM65 112H67V113H65ZM77 112H76V113H77ZM95 112H96V111H95ZM106 112H108V111H106ZM106 112H104V113H106ZM109 112H110V111H109ZM109 112L105 114V117L107 116V114H108V117H111V116H109ZM116 112H119V110L116 111ZM116 112H115V114H116ZM123 112H124V111H123ZM127 112H124V113L126 114ZM145 112H147V111H145ZM153 112L151 111V114H152ZM31 113H33V112H31ZM41 113H42V112H41ZM41 113H40V114H41ZM78 113H77V114H78ZM80 113H82V112H80ZM83 113H82V114H83ZM96 113H97V112H96ZM96 113H95V114H96ZM101 113H102V112H101ZM101 113H100V114H101ZM111 113H112V110H111ZM133 113H134L135 115H137V116H135ZM149 113H150V112H148V114L146 113L147 115L144 113V115H145V119H147V116L150 115ZM155 113H158L157 110H156ZM161 113H162V112H161ZM173 113H174L175 115L177 114V113H175V112H173ZM173 113H172V114H173ZM248 113H250V112H248ZM248 113H247V114H248ZM251 113H253V112H251ZM263 113H264V112H263ZM23 114H25V113H23ZM29 114H30V113H29ZM56 114H57V113H56ZM56 114H55V115H56ZM58 114H59V112H58ZM58 114H57V115H58ZM60 114H61V113H60ZM86 114H85V115H86ZM97 114H98V116L100 115L99 113H97ZM112 114H114V113H112ZM115 114H114V115H115ZM138 114H139V113H138ZM159 114H160V111H159ZM166 114H167V115H168V114L170 115L171 113L169 112V113H166ZM172 114H171V116H172ZM244 114H245V113H244ZM0 115H1V112H0ZM2 115H3V114H2ZM12 115H13V114H12ZM12 115H11L10 117H13ZM25 115H26V114H25ZM27 115H28V113H27ZM33 115H34V116H37V115H39V114L37 113V115H35V114H33ZM53 115H54V114H53ZM78 115H79V117L81 116V114H78ZM83 115H84V114H83ZM83 115H82L80 118H82ZM85 115H84V116H85ZM110 115H111V114H110ZM117 115L119 116L120 113L117 114ZM117 115L112 116V117H114V122H115V121H117V122L119 121V120H116V119H115V118H117ZM139 115H140V114H139ZM141 115H142V114H141ZM169 115L167 116V119H168ZM252 115L255 116L254 113H253ZM262 115H264V114H262ZM14 116H15V114H14ZM34 116L32 117V115H31L32 119L34 118ZM40 116H42V114H41ZM60 116H61V115L57 116V118L60 117ZM62 116H64V115H62ZM62 116H61V119H63ZM90 116H88V117H90ZM95 116L97 117V115H95ZM95 116L93 115L94 118H95ZM154 116L157 117V118H159L158 115H156V114H154ZM182 116H183V115H182ZM182 116L179 115V117H182ZM249 116H250V114H249ZM28 117L30 118V115H29ZM37 117H38V116H37ZM93 117H92V118L90 117V118L92 119V121H93V119H94ZM138 117H139V116H138ZM246 117H247V116H246ZM251 117H252V116H251ZM251 117H249V118H251ZM14 118H16V117H14ZM20 118H21V116H20ZM26 118H27V117H26ZM54 118H55V116H54ZM54 118H53V121H54ZM57 118H55V119H57ZM64 118H65V117H64ZM80 118H79V120H80ZM86 118H87V116H86ZM90 118H87V121H88ZM140 118H141V117H140ZM142 118H144V116H142ZM148 118H149V116H148ZM152 118H153V115H152ZM244 118H245V116H244ZM247 118H248V117H247ZM11 119H12V118H11ZM18 119H19V117H18ZM18 119H15V120L18 121ZM32 119L30 118L29 121L32 120ZM35 119H36V118H34L33 120H35ZM61 119L59 118V119H57V120L59 121V120H61ZM76 119L78 120V117H77ZM83 119H84V118H82V120H83ZM95 119H98V120H99V118H95ZM100 119H102L101 116H100ZM107 119H108V120H107ZM118 119L123 120L124 118L122 119V117L120 118V116H119ZM155 119H156V118H155ZM175 119H176V120H179V121L181 120V119L176 118V116H175L174 120H175ZM6 120H7V119H6ZM12 120L14 121V119H12ZM12 120H11V121H12ZM21 120H22V119H21ZM64 120H68V121L70 122V118H68V119L65 118ZM79 120H78V122H79ZM85 120H86V119H85ZM85 120H83V121H85ZM106 120H107V123H109V120L112 121L113 118H112V119H110V118H106L105 121H106ZM121 120H120V121H121ZM142 120H143V119H142ZM147 120H148V119H147ZM149 120H150V118H149ZM149 120L147 121V125H145L146 128H147L148 130H147V129H145V130L147 131V133L150 131V132H151L152 134H154V135H157V134L159 133V131L161 130L162 127H163L162 129L165 130V129H167V127H168V129H169V128H170L169 126H171V125L168 126L167 123H166V124H162V125H160L161 122L158 123L160 126H159V125H156V122H157V121H161L162 119H158V120H156V121H153V119H152V120H150L151 123L148 124V123H149ZM174 120H172V123H173L174 126H176L175 124H176L178 121L176 122V120H175V121H174ZM8 121L10 122V120H8ZM19 121H20V120H19ZM19 121H18V122H19ZM25 121H28V119H26ZM58 121H57V122H58ZM68 121H60L61 123H60V122H58V123H59V124H62V122H66V124H67ZM80 121H81V120H80ZM87 121H85V124H86ZM89 121H90V120H89ZM89 121H88V122H89ZM105 121H103V122H105ZM120 121H119V125H120ZM139 121H140V120H139ZM145 121H146V120H145ZM152 121H153L155 124L152 123ZM168 121L171 122V119L168 120ZM168 121H166V122H168ZM9 122H8V124H9ZM18 122H17V123H18ZM30 122H31V121H30ZM30 122H29V125H28L29 127L31 126V124L35 123V121H34L33 123H31V124H30ZM71 122H72V121H71ZM76 122H77V121H75L74 124H76ZM78 122H77V123H78ZM97 122H98V124H100L99 122H101V121H97ZM114 122H113V124L116 125L115 123H117V122H115V123H114ZM121 122H124V120L121 121ZM140 122H141V121H140ZM143 122H144V121H143ZM163 122H164V121H163ZM163 122H162V123H163ZM175 122H176V123H175ZM10 123H11V122H10ZM17 123L14 121V123H12V124L15 125V124H17ZM20 123L23 125V121H22V122H19V124H20ZM58 123H57V124H58ZM80 123H81V125L84 126V127L82 126V128H84L83 131H85V127L87 128L88 126H90V123H91V122L89 123V125H86V126H85V124H82L83 122H80ZM137 123H138V121H137ZM164 123H165V122H164ZM172 123H171V124H172ZM174 123H175V124H174ZM27 124H28V122H27ZM53 124L55 125V124H56V121H54ZM57 124H56V125H57ZM59 124H58V126H59ZM70 124H72V123H70ZM74 124H73V125H74ZM87 124H88V123H87ZM96 124H97V123H96ZM105 124H106V122H105ZM110 124H112V122H111ZM113 124H112L111 126L109 125L110 127H108L107 124H106V126H107L108 128H110V129H113V128H111V127L114 126ZM117 124H118V123H117ZM144 124H145V122H144ZM168 124H169V122H168ZM22 125H21V126H22ZM24 125H25V124H24ZM63 125H65V123H64ZM77 125H78V124H77ZM77 125H76V126H77ZM91 125H92V124H91ZM103 125H104V124H103ZM119 125H116V126H117V129L120 128L121 125H122L123 127L120 128V130L123 129V128L125 127L124 124H122V123H121L120 126H119ZM129 125H130V124H129ZM131 125H132V124H131ZM163 125H164V126L167 125V127L165 128ZM10 126H11V125H10ZM28 126H27V127H28ZM33 126H36V124L33 125ZM37 126H38V125H37ZM40 126H42V125H40ZM40 126H39V127H40ZM71 126H72V125H71ZM92 126H95V121L93 122V125H92ZM118 126H119V127H118ZM132 126L135 127L136 125H132ZM138 126L140 127L141 125H138ZM18 127H20V126H18ZM18 127H17V130H16V131H18V133H20L19 135H22L23 132H20V130H22V129L19 128V130H18ZM24 127H25V126H24ZM55 127H56V126H55ZM66 127L68 128L69 125H68V126L66 125ZM77 127H78V126H77ZM77 127H76V128H77ZM79 127H81V126H79ZM90 127H91V126H90ZM107 127H106V129H108ZM114 127H115V126H114ZM171 127H173V126H171ZM241 127H242V126H241ZM241 127H240V128H241ZM246 127H247V125L245 126L244 129H246ZM251 127H252V126H249V125H248V128H251ZM15 128H16V126H15ZM31 128H32V127H31ZM33 128H35V127H33ZM40 128H41V127H40ZM40 128H39V129H40ZM42 128H44V126H43ZM57 128H58V127H57ZM59 128H60L61 130L65 129L64 126H63V128H62V126H60ZM59 128H58V129H59ZM69 128H71V127H69ZM76 128H75V129H76ZM104 128H105V126H104ZM128 128L130 129V132H131L132 129L130 128V126H128ZM173 128H174V127H173ZM237 128H239V127H237ZM248 128H247V129H248ZM255 128H256V127H255ZM255 128L252 127V129H253V130H252L253 133H251L250 136H252V135H256V134H254V130H255ZM4 129H6V128H4ZM71 129H72V128H71ZM75 129H72V131L75 130ZM77 129H78V128H77ZM114 129H116V127H115ZM129 129H128V131H129ZM139 129H140V128H139ZM142 129H143V127H142ZM256 129H257V128H256ZM258 129H259V128H258ZM33 130L35 131L36 129H33ZM44 130L47 131V132H49L46 128H45ZM44 130H42V131L44 132ZM61 130H59V131H60L61 133H63V131H61ZM65 130H66V129H65ZM68 130H69V132H71L70 129H68ZM120 130H117V131H120ZM136 130H137V129H136ZM228 130H229V129H228ZM5 131H7V130H5ZM8 131H9V133H10L11 129L9 128ZM34 131L31 130V132H34ZM83 131H81V132H83ZM115 131H116V130H115ZM115 131L113 130L112 132H110V136H107V138H108L109 140L112 138V137H111V133H113V132H115ZM123 131H125V129H124ZM128 131H127V129H126L125 134H127L126 132H128ZM139 131H141V130H139ZM139 131H132V132H135V134H136V132H139ZM146 131H145V132H146ZM246 131H248V130H246ZM249 131L251 132V130H249ZM256 131H257V130H256ZM260 131H261V130H260ZM260 131H259V132H260ZM57 132H58V131H57ZM60 132H58V134H59ZM67 132H68V131H67ZM67 132H66V133H67ZM76 132H78V131H75V133H76ZM120 132L122 133V131H120ZM130 132H129L128 134H130ZM141 132H142V131H141ZM145 132H144V133H145ZM150 132H149V133H150ZM160 132H162V130H161ZM250 132H249V133H250ZM257 132H258V131H257ZM257 132H256V133H257ZM259 132H258V133H259ZM11 133H12V131H11ZM35 133H36V132H35ZM35 133H34V134H35ZM44 133H46V132H44ZM44 133L41 132V133H40V136H41V134H44ZM52 133H53V132H52ZM71 133H72V132H71ZM71 133H67V134H68V135H69V134L71 135ZM75 133H74V134H75ZM118 133H119V132H118ZM118 133H117V134H118ZM121 133H120V135H121ZM249 133H248V134H249ZM15 134H16V132H15ZM32 134H33V133H32ZM38 134H39V133H38ZM38 134H37V135H38ZM58 134H54V136H55V140H56V137H59V136H57ZM67 134H65V135H67ZM108 134H109V132H108ZM113 134H115V133H113ZM113 134H112V135H113ZM117 134H115V135H117ZM122 134H123V133H122ZM131 134H132V133H131ZM131 134H130V137H131V136L136 137L135 135H133V134L131 135ZM140 134H141V133H140ZM140 134L137 133L138 136H140ZM10 135H11V134H9V137H11ZM12 135H13V134H12ZM23 135H24V134H23ZM30 135H31V133H30ZM30 135H28V137H26V138L30 139V138H29ZM46 135H47V133L45 134V136H46ZM48 135H49V134H48ZM50 135H51V134H50ZM52 135H53V134H52ZM52 135H51V136H52ZM68 135H67V136H68ZM115 135L113 136L114 138H116ZM120 135H119V136H120ZM123 135H124V134H123ZM143 135H144V134H142L141 136H143ZM145 135H146V134H145ZM150 135H151V134H150ZM259 135H260V133H259ZM17 136H18V135H17ZM17 136H16V137H17ZM26 136H27V135H26ZM35 136H36V134H35ZM40 136L38 135L39 139L41 140ZM43 136H44V135H43ZM71 136H72V135H71ZM117 136H118V135H117ZM121 136H122V135H121ZM121 136H120V139H121L122 137L125 138L124 136H122V137H121ZM127 136H128V135H126V137H127ZM151 136H153V135H151ZM244 136H245V135H244ZM248 136H249V135H247V137H248ZM13 137H14V136H12V138H13ZM16 137H15V138H16ZM20 137H21V136H20ZM30 137H31L32 139H35L37 136L34 138V136L31 135ZM41 137H42V136H41ZM48 137H49V139H50V136H48ZM63 137H64V136H63ZM65 137H66V136H65ZM65 137H64V139H65ZM69 137H70V136H68V138H69ZM74 137H75V135L73 136V138H70V140H71V141H72V139L74 140ZM76 137H78V136H76ZM76 137H75V138H76ZM110 137H111V138H110ZM255 137H256V138H255ZM15 138H13V139H15ZM21 138H23V136H22ZM26 138H24L23 141H22L21 139H20V140H21L22 142H25V139H26ZM43 138H44V137H43ZM43 138H42V139H43ZM59 138H60V137H59ZM59 138H58V140H59ZM117 138H119V137H117ZM132 138H133V137H132ZM141 138H142V137H141ZM143 138H144V136H143ZM254 138H255V139H254ZM254 138H253V140H254L253 142H255L256 139H259V138H257V136H254ZM13 139H12V140H13ZM37 139H38V138H37ZM37 139H36V140H37ZM46 139H47V138H44V140H46ZM49 139H48V140H49ZM61 139H62V136H61ZM61 139H60V141H61ZM64 139H63V140H64ZM66 139H67V138H66ZM125 139H127V138H125ZM125 139H124V140H125ZM128 139H129V138H128ZM128 139H127V140H128ZM134 139H135V138H134ZM36 140H32V141L29 140V141H28L29 143L27 142V143L29 144L30 147H28L27 145L24 144V146H21V147L19 148V149L22 148L21 150L25 152V155H23V158H24V159H27V160L30 159V156H31V155H30L28 152H29V149H30V148L32 149V146H33V147H34V145L36 146V144H37L36 142H38V141H36ZM44 140H42V141H44ZM58 140H57V141H58ZM68 140H69V139H68ZM84 140H85V139H84ZM84 140H83V141H84ZM87 140H89V139H87ZM113 140L115 141V139H113ZM113 140H112L111 144L115 143V142H113ZM124 140H123V141H124ZM160 140H161V138H160ZM164 140H165V139H164ZM259 140H260V139H259ZM259 140H258V142H260ZM21 141H20V142H21ZM26 141H27V140H26ZM33 141H36V142H35L33 145L30 144V143L33 142ZM60 141L58 142V149H59V151H60V154H61L62 152H64V151L62 150V149H64V148H63V146H61V145L66 144V143H68V144H67V145H68L67 147L71 146L72 144H76L75 147H78V145H79V146H80L79 149L77 148V149H78V150H77L78 152L81 151V150H84V151L86 150V152H87V149H84V147H82V144H83V146L86 145V146L88 147V145L86 144L88 141L86 142V140H85L86 143H85V142H84V143L81 142L80 144H78V142L75 143V141H73V143H71V141L65 143L66 140L63 141L64 143L59 144ZM79 141H80V140H79ZM81 141H82V140H81ZM118 141H119V140H118ZM129 141H130L131 143H129ZM129 141H127L128 143H126L125 146H126L127 144H130V146L133 147V146L131 145V144H132L131 138H130ZM135 141H136V140H135ZM155 141H156V140H155ZM170 141H172V140H170ZM188 141L192 142V140H188ZM6 142H7V141H6ZM14 142H15V141H14ZM18 142H19V139H18ZM22 142H21V144H22ZM39 142H40V141H39ZM47 142H48V143H47ZM47 142L44 141V143H47V145H48L50 142H49V141H47ZM116 142H117V140H116ZM124 142H125V141H124ZM248 142H249V141H248ZM253 142H252V144H253ZM7 143H9V142H7ZM25 143H26V142H25ZM44 143L42 142L41 146H44V147H45V144H44ZM70 143H71V145H69ZM117 143H118V142H117ZM121 143H122V142H121ZM121 143H120V144H121ZM133 143H134V142H133ZM173 143H174V142H173ZM193 143H195V142H193ZM19 144H20V143H19ZM43 144H44V145H43ZM84 144H85V145H84ZM187 144L189 145V143H186V144H184V145L188 146ZM190 144L192 145V143H190ZM248 144H249V143H248ZM255 144H256V142H255ZM257 144H258V143H257ZM31 145H32V146H31ZM47 145H46V146H47ZM55 145L57 146L56 142H55ZM55 145H54V146H55ZM122 145H123V143H122ZM122 145H121V147H122ZM191 145H190V146H191ZM194 145H195V144H194ZM259 145H260V143H259ZM17 146H18V145H17ZM17 146H16V147H17ZM56 146H55V147H56ZM59 146H60V147H59ZM86 146H85V148H87ZM90 146H91V145H90ZM90 146H89V149H90V148H93V147H96L95 144H94V146H93V144H92L93 147H90ZM116 146H119V143H118V145H116ZM125 146L123 145L122 150H125L126 148H128V147H127L128 145L126 146V148H124ZM192 146H193V145H192ZM255 146H256V145L253 144V147H255ZM37 147H38V146H37ZM39 147H40V146H39ZM64 147H66V145H65ZM73 147H74V146H73ZM73 147H72V148H73ZM119 147H120V146H119ZM253 147H252V148H253ZM257 147H258V145H257ZM17 148H18V147H17ZM41 148H42V147H41ZM82 148H83V149H82ZM139 148H140V147H139ZM139 148H138V149H139ZM255 148H256V147H255ZM259 148H260V146H259ZM31 149H30V150H31ZM35 149H36V147H35L34 149H32L31 151H33V150H35ZM66 149H67V148H65V151H66L65 154H68L67 152L70 151V150L76 153V151L74 150V148H73V150L71 149V147L69 148L70 150H68V149L66 150ZM89 149H88V151H89ZM117 149H118V148H117ZM119 149L121 150V148H119ZM138 149L136 148L135 150L138 151ZM141 149H142V148H141ZM184 149L187 150V151H189V150H190V147H188L187 149H186V148H184ZM242 149H244V147H243ZM248 149H249V148H248ZM37 150H38V148H37L35 151H37ZM61 150H62V151H61ZM126 150H127V149H126ZM139 150H140V149H139ZM145 150H146V149H145ZM148 150H150V149H148ZM234 150H236V149H234ZM234 150H233V152L230 153V154H231V156H232V154H233L234 156H235V155H240V156H241L242 159H241V158L238 159L239 157H237V158L234 157V158H235V159H238V161L240 160L239 164L237 163V160H236V166L242 164V165H241V167H242V166H243V162L241 163V161H243V159H247L246 157H247L249 154H248L246 157H245V155H246L247 153H249L248 151L251 150V149H249L248 151H246V152H247L246 154L243 152V153L245 154V155L243 154V157H242V155H241L242 153L240 152V150H239V152H240L241 154H236V153H239V152H238L237 150H236L237 152H235ZM256 150H257V148H256ZM35 151H33V152H35ZM38 151H39V152L41 151L40 148H39ZM59 151H57V152L59 153ZM84 151H81V152H80V155H81V153L84 152ZM140 151H141V150H140ZM163 151H164V152L162 153V152H160V150H159L158 155H159L160 153H161V154H160L159 156H161V155L163 154L164 157H163V156H161V157H163V158L165 159V158L167 157V155H164V153H165V150H164V149H163ZM179 151H180L179 154H183V153H181V150H179ZM242 151H243V150H242ZM253 151H255V150H253ZM14 152H15V151H14ZM39 152H38V153H39ZM73 152L69 153V155L72 154ZM86 152H84V153H86ZM134 152H135V151H134ZM141 152H142V151H141ZM141 152H140V153L138 152V153L141 154ZM166 152H167V151H166ZM251 152H252V151H251ZM257 152L259 153L258 150H257ZM36 153H37V152H36ZM36 153H35V154H36ZM38 153H37V154H38ZM84 153H82V154L84 155ZM145 153H146V151H145ZM149 153L151 154V151H150ZM154 153H156V152H153V151H152V155H153ZM184 153H185V154H184V156H185V155H187V153H189V152H187V153L184 152ZM234 153H235V154H234ZM255 153H256V151H255ZM255 153H254V154H255ZM16 154H17V152H16ZM16 154H14V155L16 156ZM23 154H24V153H23ZM27 154H29V155H27ZM31 154H32V153H31ZM33 154H34V153H33ZM37 154H36V156H38ZM39 154H40V153H39ZM134 154H135V153H134ZM139 154H138V155H139ZM147 154H148V153H147ZM14 155L12 154V156H14ZM17 155H18V154H17ZM19 155H21V154H19ZM40 155H41V154H40ZM72 155H73V154H72ZM80 155H79V156H80ZM131 155H132V154H131ZM141 155H142V154H141ZM258 155H259V154H258ZM36 156H34V157L37 159ZM60 156H61V155H60ZM73 156L75 157V155H73ZM79 156H77V157H79ZM81 156H82V155H81ZM136 156H137V155H135V158H136ZM142 156H143V155H142ZM146 156H147V157L150 156V157H149V158H150V162H154V161H155V154L153 155L154 157L151 156V155H149V154L146 155ZM165 156H166V157H165ZM176 156H177V153H176ZM180 156H182V155H180ZM203 156H204V155H203ZM229 156H230V155H229ZM17 157L20 159L19 156H16V158H17ZM25 157H27V158H25ZM70 157H71V156H70ZM82 157H84V156H82ZM82 157H81V158H82ZM132 157H133V156H132ZM139 157H140V156H139ZM139 157L137 156L138 159H139ZM144 157H145V156H143V158H144ZM147 157H146V158H147ZM151 157L154 158V161H152L153 159H152ZM156 157H157V156H156ZM201 157H202V156H201ZM232 157H233V156H232ZM244 157H245V158H244ZM12 158H13V157H12ZM16 158H15V159H16ZM18 158H17V159H18ZM23 158L21 159L22 161L24 160ZM28 158H29V159H28ZM129 158H131V157H129ZM135 158H133V159H134V162H135ZM141 158H142V157H141ZM141 158L139 159V161L141 160ZM143 158H142V159H143ZM158 158H159L160 160L162 159V158H160V157H157V160H158V161H159ZM172 158L175 159L176 157L173 156ZM182 158H183V157H182ZM186 158H187V157H186ZM234 158H233V160H235ZM249 158H250V155H249ZM15 159H14V161H15ZM17 159H16V160H17ZM19 159H18V160H19ZM31 159H32V156H31ZM33 159H34V158H33ZM33 159H32V160H33ZM40 159H41V157H40ZM71 159H74V158L71 157ZM144 159H145V158H144ZM151 159H152V160H151ZM180 159H181V158H180ZM229 159H230V158H229ZM255 159H256V161L258 160L257 158H255ZM60 160H61V159H60ZM79 160H80V159H79ZM136 160H137V159H136ZM157 160H156V162H158ZM247 160H248V159H247ZM29 161H31V160H29ZM29 161H28V162H29ZM36 161H37V160H36ZM38 161H39V160H38ZM40 161H42V160H40ZM40 161H39L37 164L35 163V165L31 167V168H33V169H36V168H37V169H38V173L40 172V175H39V176H40L39 183H38V182H35V185L37 186V188H35V186H32V188L34 187L35 189L33 188V190H31V189H30L31 187L28 186V185L26 184V183H27L26 181H24V183L26 182L25 184L28 186V187H27V186L25 185V187H27V188L29 189V191L27 192V194L25 193V196H26V197H25V200H27V199L30 198V200L28 201V203L33 207V208L31 207L29 211H31L32 209H35V211H36V210H37V208H36V202L39 200V201H43V202L46 204V203L48 202V199H49L50 196H52V195H55V197L57 196V197L59 198V201H61L62 203H65V204H66V203H67V204H68V203H69V204L72 203L71 208L73 209V207L76 206V205L73 206V204L75 203L74 200H73V197H75V195H77V197L74 198V199H76L77 206L80 207L79 204H82V203H83L82 206L84 207V205H86V206H85L86 209H88V208H87V206H88V207L90 208V209H88V210H89V211L92 210V211L94 212V214H95V217L99 215L98 212H99L100 210L98 209V210H99V211H98L97 209H95V207H96L95 205L92 206L91 204H89V205H88V204H84V202H85V203L87 202V200L85 201V198H84L85 195L82 196V197L84 198L83 200H82V198H80V196L78 195V194L80 193V192L78 193V189H80V188L77 187L76 185L79 184L78 182H82L83 179H78V180H81V181H78L77 183H75V182L77 181V179H76V181H75V180L73 181L76 185H71V186H73V187L76 186V187H75L76 189L78 188V189H77V193H78V194H76V192H74L75 190H74V188H73V189H72V192H74V193H73V195H72V194H70V190H69V186H68L69 178H68V179H66V178H67L68 174L71 173V177H70V178L72 179V178L74 177V176L72 177V174H73V173L70 171V172L67 173V175L65 174V175H66L65 178H61V177H60L61 180H62V179H64L65 181L68 180V181H66V183H67V185H66L65 181H63L65 184H63V183L61 182V180H59L60 182H57L59 178L56 177V176H57L56 174H58V173H57V171H58L57 169L60 167V168H62V169L64 170V167H65L64 165H62L59 161L57 162L58 164L54 161L57 165H55V166L52 167L53 164H51V168H52V169H51L50 171H48V169H49L50 167H48V169H47V166H45L47 172H49V173L52 172V174H53V176H54V177L51 176L52 178H50V180H51V179L53 180L54 178H55V180H56V179L58 178V179H57L56 181H54V182L51 180V183L53 182V183H52V186H51V185H49V183L47 182V177H49V176L46 175L45 168L43 167V163H41ZM61 161H62V160H61ZM129 161L131 162V160H129ZM129 161H127V162H129ZM132 161H133V160H132ZM139 161H138V162H139ZM142 161H143V160H142ZM142 161H141V162H142ZM174 161H175V160H173V161L171 160V161H170L171 164L176 163V162H174ZM176 161H177V160H176ZM179 161H180V160L178 159V163H179ZM250 161L253 162L251 159H250ZM256 161H255V162H256ZM15 162H16V161H15ZM15 162H14V164H15ZM20 162H21V161L19 160V161H18L19 164H22V163L25 164L24 161L21 162V163H20ZM26 162H27V161H26ZM33 162H35V161H32V165H33ZM54 162H53V163H54ZM127 162H126V163H127ZM143 162H144V161H143ZM143 162H142L143 167L147 168L148 165L144 163L145 165H147V166H145V165L143 164ZM170 162H168V163H170ZM184 162H185V160L183 161V164H184ZM231 162H232V161H231ZM233 162H234V161H233ZM258 162H259V160L257 161L256 164H255L254 162H253V164L256 165V167H257V165L259 164ZM30 163H31V162H30ZM62 163H63V161H62ZM131 163L133 164V162H131ZM154 163H155V162H154ZM181 163H182V161H180L179 164H181ZM246 163H247V162H246ZM19 164H17V162H16V165H18V167H19ZM26 164H29V163H26ZM127 164H128V163H127ZM136 164H137V162H136ZM139 164H140V163H138V164L135 165V166L137 167ZM171 164H168V165L170 166ZM183 164H182V165H183ZM237 164H238V165H237ZM247 164L249 165V161H248ZM247 164L245 165V168H246ZM30 165H31V164H30ZM129 165H130V163H129ZM133 165H134V164H133ZM159 165H160V164H159ZM176 165H177V166H176ZM185 165H187V164H185ZM251 165H252V164H250V166H251ZM22 166H23V167H24V166L26 167V165H22ZM22 166H21V167H22ZM48 166H49V165H48ZM61 166H64V167H61ZM135 166H134V167H135ZM174 166L178 167V164L176 163V164H174ZM230 166H231V165H230ZM232 166H233V165H232ZM234 166H235V165H234ZM234 166H233V167H234ZM250 166H249V167H250ZM252 166H253V165H252ZM252 166H251V168H252ZM23 167H22V168H23ZM34 167H35V168H34ZM129 167H130V166H129ZM131 167H132V165H131ZM139 167H140V166H139ZM143 167H142V168H143ZM172 167H173V166H171V168H172ZM233 167H232V168H233ZM256 167H254V170H253V169H252V170H253V171H256V170H255ZM258 167L260 168V164H259ZM258 167L256 168L257 170H258ZM65 168H66V167H65ZM142 168H141V169H142ZM168 168H169V167H168ZM171 168H170V170H169L170 172H172V171H176L175 169H174V170H171ZM173 168H175V167H173ZM173 168H172V169H173ZM227 168H228V166H227ZM232 168H230V170H231ZM243 168H244V167H243ZM243 168H242V169L240 168L241 170L239 169L240 171H238V169H237V167H236V169H237V175H238V172H247L248 169H249V168H248V169L246 170V169L244 168L245 170H243ZM251 168L249 169L250 171H252ZM37 169H36V170H37ZM66 169H67V168H66ZM130 169H131V168H130ZM134 169H135V168H134ZM134 169L132 168V170H134ZM137 169H138V168H137ZM139 169H140V168H139ZM177 169H178V168H177ZM228 169H229V168H228ZM260 169H261V168H260ZM260 169H259V170H260ZM63 170H61V171H63ZM233 170H234V169H233ZM233 170L229 171L230 175H232V177L230 176V178H233V177H234V176H233V173H236V171H235V172H233V173L231 174V172H232ZM242 170H243V171H242ZM65 171H67V170H65ZM145 171H147V170L145 169ZM145 171H144V172H145ZM250 171H249V172H250ZM63 172H64V171H63ZM144 172L142 171V173H144ZM147 172H149V171H147ZM147 172H146V175L148 174ZM61 173H62V172H61ZM149 174H151V173H149ZM149 174H148V176H149ZM218 174H219V173H218ZM241 174H242V173H241ZM58 175H59V174H58ZM93 175H95V174H92V173H91L90 176L88 175V178H87V179L90 178L89 180H91V177H92ZM99 175H100V174H98V176H99ZM121 175H122V173H121ZM142 175H143V174H142ZM152 175H153V174H152ZM174 175H175V174H174ZM174 175H173V177H174ZM225 175H226V172H225ZM239 175H240V173H239ZM243 175H244V174H243ZM59 176H60V175H59ZM61 176H64V175L62 174ZM69 176H70V175H69ZM69 176H68V177H69ZM98 176L95 175V176H94L95 178L93 177V178H94V181H95V179H96ZM128 176H129V175H128ZM139 176H140V174H139ZM157 176H158V175H156V178H157ZM168 176H169V175H168ZM170 176H171V174H170ZM170 176H169L168 178L172 180L173 177L170 178ZM99 177H100V176H99ZM99 177H98V178H99ZM124 177H125V176H124ZM130 177L132 178V176H130ZM144 177H145V179H144V182H143V183L145 184V181L148 180V179H146V176H144ZM144 177H143V178H144ZM149 177H150V176H149ZM152 177H153V176H152ZM154 177H155V176H154ZM154 177H153V178H154ZM240 177L242 178L241 175H240ZM240 177H239V176H236V177H235V179H237L236 181H238V178L240 179ZM93 178H92V180H93ZM100 178H101V177H100ZM100 178H99V179H100ZM102 178H103V179L105 178L104 175H103ZM102 178H101V179H102ZM106 178H108V177H106ZM106 178H105V179H106ZM126 178H127V181L130 180V179H128L127 175H126ZM140 178H142V176H140ZM140 178L137 177V179H139V180H140ZM147 178H148V177H147ZM150 178H151V177H150ZM150 178H149V179H150ZM165 178H166V176H165ZM168 178H167V179H168ZM85 179H86V178H85ZM101 179H100V180H101ZM123 179H124V178L122 177V180H123ZM151 179H152V178H151ZM158 179H160L159 176H158ZM169 179H168V180H169ZM235 179H234V181H235ZM48 180H49V178H48ZM72 180H73V179H72ZM92 180H91V181H92ZM97 180H98V179H97ZM107 180H108V179H107ZM139 180H138V184L141 185V184H140V181L142 182L143 179H141L140 181H139ZM230 180H231V179H230ZM84 181H86V180H84ZM84 181H83V182H84ZM104 181H105V180H104ZM104 181H103V182H104ZM123 181L127 182L126 180H123ZM134 181H135V179H134ZM134 181H133V178H132V181H130V182H133V185H132L131 183L128 182L129 185L131 184L132 186H134V185H135V184H134ZM148 181H149V180H148ZM154 181H157V180H154ZM154 181H153V182H154ZM234 181H233V183H235ZM239 181H240V180H239ZM239 181H238V183H239ZM22 182H23V181H22ZM69 182H71L72 184H74L72 181H69ZM83 182H82V184H83ZM86 182L88 183V180H87ZM135 182H136V184H137V181H135ZM149 182H151V181H149ZM149 182H148V185L150 186L151 184H149ZM153 182H151V183H153ZM36 183H38V184H36ZM51 183H50V184H51ZM22 184H23V183H22ZM69 184H70V183H69ZM82 184H80V185H82ZM89 184H90V183H89ZM138 184H137V185H138ZM153 184H154V183H153ZM156 184H157V183H156ZM156 184H155V185H156ZM243 184H244V183H243ZM80 185H78V186H80ZM91 185H92V184H91ZM142 185H143V184H142ZM145 185H146V184H145ZM230 185H231V183H230ZM235 185H236V183H235ZM71 186H70V188H71ZM151 186H153V185H151ZM233 186H234V185H233ZM233 186H232V187H233ZM236 186H237V185H236ZM236 186H235V188H237ZM19 187H21V184H20ZM23 187H24V185L22 186V188H23ZM25 187H24V188H25ZM29 187H30V188H29ZM81 187H82V189H83V188H86V186H85V187L81 186ZM90 187H91V188H86L85 190H88V189H89V190L91 191L93 188H92V186H90ZM24 188H23V189H24ZM27 188H26V189H27ZM152 188H153V187H152ZM18 189H19V188H18ZM26 189H25V190H26ZM250 189H251V188H250ZM20 190H21V189H19V191H20ZM25 190H24V191H25ZM258 190H259V189H258ZM16 191H17V190H16ZM16 191H15V192H16ZM24 191H23V194H24ZM90 191H88V192H90ZM253 191H254V190H253ZM15 192H14V193H15ZM21 192H22V191H21ZM25 192H26V191H25ZM81 192H82V190H81ZM254 192H255V191H254ZM257 192H258V191H257ZM257 192H256V193H257ZM259 192H261V191H259ZM259 192H258V193H259ZM16 193H18V192H16ZM16 193H15V194H16ZM19 193H20V192H19ZM91 193H92V192H91ZM197 193H198V192H197ZM256 193H255V194H256ZM80 194L82 195V193H80ZM83 194H84V193H83ZM85 194H86V193H85ZM194 194H195V192H194ZM249 194H250V193H249ZM251 194H252V190H251ZM253 194H254V193H253ZM13 195H14V194H13ZM17 195H18V194H17ZM20 195L24 198V196H23L22 194H20ZM15 196H16V195H15ZM18 196H19V195H18ZM27 196H28L29 198H27ZM190 196H191V195H190ZM190 196H189V197H190ZM192 196L194 197L195 195H192ZM197 196H198V195H197ZM250 196H252V195H250ZM256 196L258 197L259 195L257 194V195H255V197H256ZM16 197H17V196H16ZM159 197L161 198L160 201H163V200H162L163 198L161 197V195H160ZM193 197H192V199H193ZM252 197H253V196H252ZM23 198H22V199H23ZM26 198H27V199H26ZM128 198H129V197H128ZM190 198H191V197H190ZM14 199H16V198H14ZM22 199L20 198L21 201H22ZM114 199H116V198L114 197L113 200H112V199H111V200H112V202L115 203V201H116L117 199H116L115 201H114ZM131 199L134 201V197L131 198ZM158 199H159V198H158ZM128 200H129V199H128ZM128 200H127V202H128ZM255 200H256V206L258 205V207H260V206H259V205H260V198H256ZM17 201H18V203H17ZM17 201L15 202V204L22 203V202L19 201V199H18ZM83 201H84V202H83ZM25 202L27 203V201H25ZM99 202H100V201H99ZM110 202H111V201H110ZM110 202H109V204H111ZM0 203H3V202L0 201ZM4 203H5V202H4ZM26 203H25V204H26ZM90 203H91V202H90ZM97 203H98V202H97ZM97 203H96V205H98ZM114 203H113V204H114ZM130 203H131V202H130ZM5 204H6V203H5ZM8 204L10 205V202H9ZM8 204H7V205H8ZM22 204H24V203H22ZM22 204H19V205H22ZM25 204H24V207H27V206L30 207L29 204H27V206H25ZM65 204H64V205H65ZM93 204H94V203H93ZM99 204H100V203H99ZM16 206H17V205H16ZM65 206H66V205H65ZM67 206H68V208H69L70 205H67ZM72 206H73V207H72ZM108 206L111 207V206H113V205H108ZM1 207H2V206H1ZM3 207H4V206H3ZM17 207H18V206H17ZM19 207H20V206H19ZM79 207H77L76 209H78ZM99 207H100V206L98 205V208H99ZM148 207H151V206H148ZM152 207H153V206H152ZM152 207H151V208H152ZM228 207H229V206H228ZM4 208H6V207H4ZM4 208H2V212L5 210ZM7 208H8V206H7ZM11 208H12V207H11ZM21 208H23V207H21ZM27 208H28V207H27ZM80 208H81V207H80ZM96 208H97V207H96ZM105 208H108V207H105ZM111 208L114 209L113 207H111ZM111 208H108V211H109V209L111 210ZM132 208H133V207H131L130 211L132 210ZM192 208H193V206H192ZM255 208H256V207H255ZM128 209H129V207H128ZM141 209H142V208H141ZM187 209H188V208H187ZM189 209H190V207H189ZM189 209L187 210V212H189ZM193 209H194V208H193ZM228 209H229V208H228ZM0 210H1V209H0ZM12 210H13V209H12ZM14 210H16V209L14 208ZM22 210H26V209L23 208ZM79 210H80V209H79ZM96 210H97V211H96ZM102 210H103V209H101V211H102ZM104 210H105V209H104ZM154 210H155V209H154ZM176 210H177V209H176ZM176 210L174 209V215H175V211H176ZM16 211H17V210H16ZM33 211H34V210H33ZM33 211H31V212H33ZM37 211H38V210H37ZM105 211H107V210H105ZM127 211H129V210H127ZM127 211H126V212H127ZM143 211H144V210H143ZM143 211H141L142 213L140 212V210L138 211V213H139V217H140V216L143 217V216H142V214H144ZM145 211H146V210H145ZM151 211H152V209H151ZM155 211H156V210H155ZM0 212H1V211H0ZM6 212H7V210H6ZM11 212H12V211H11ZM22 212H23V211H22ZM22 212H21V210H20L19 213L21 214V216H20V214L18 215V218L20 217V219H21V218H24V215H26V214L23 213V217H22ZM26 212H27V210H26ZM152 212H154V211H152ZM177 212H178V211H177ZM177 212H176V214H177ZM243 212H244V211H242V213H243ZM7 213H8V212H7ZM17 213H18V211H17ZM17 213H16V214H17ZM27 213H28V212H27ZM34 213H35V212H34ZM38 213H40V212H38ZM101 213H102V212H100V216H99V217H101V216L103 215L102 217H103V219H104L105 216L107 215V217H106V220H107V221L105 220V222L108 223V222L110 221V219H109V218H110V215L113 214V211H112V213H111V212L109 213V214H110V215H109V218H108V214H106V212H105V214H106L105 216H104V213H103V214H101ZM130 213H133V212L131 211ZM134 213H135V212H134ZM134 213H133V214H134ZM138 213H137V214H138ZM140 213H141V215H140ZM244 213H245V212H244ZM16 214H14V215L16 216ZM32 214H33V213H32ZM97 214H98V215H97ZM126 214H127V213H126ZM137 214H136V215H137ZM145 214H146V213H145ZM145 214H144V215H145ZM0 215H2V214H0ZM9 215H10V214H9ZM14 215L12 216V218L14 217ZM130 215H132V214H130ZM130 215H129V212H128V215L125 216V218H126V221H125V222H126V223H127V221H128L127 217L130 216ZM159 215H160V214H159ZM174 215H172V216L174 217ZM177 215H178V214H177ZM177 215H176V217H177ZM241 215H243V214H241ZM258 215H259V214H258ZM6 216H7V215H6ZM26 216H27V215H26ZM26 216H25L24 220L27 218ZM74 216H75V215H74ZM112 216H114V214L111 215V219L113 218ZM160 216H161V215H160ZM75 217H76V216H75ZM131 217H133V216H131ZM131 217H130V218H131ZM137 217H138V215H137ZM141 217H140V218H141ZM1 218L4 220L3 216H2V217L0 216V219H1ZM12 218L10 217V219H12ZM14 218H15V217H14ZM16 218H17V217H16ZM18 218H17V219H18ZM107 218H108V219H107ZM114 218H115V217H114ZM177 218H178V217H177ZM234 218H235V217H234ZM242 218H243V217H242ZM242 218H241V219H242ZM244 218H245V216H244ZM248 218H250V217H248ZM2 219H1V220H2ZM6 219H7V218H6ZM8 219H9V218H8ZM10 219H9V221H8L9 223H10V221H11ZM77 219H78V220H81V218H77V217H76L75 220H77ZM93 219H95V218H93ZM97 219H98V217H96V220H97ZM101 219H102V218H101ZM103 219H102V220H103ZM115 219H116V218H115ZM132 219H134V217L131 218V221H132ZM135 219H136V218H135ZM161 219H162V218H161ZM22 220H23V219H22ZM22 220H21V221H22ZM24 220H23V221H24ZM112 220H113V219H112ZM140 220H142V219H139V221H140ZM176 220H178V219H176ZM242 220H243V219H242ZM246 220H247V219H246ZM15 221H16V222H13V223H17V220H15ZM25 221H26V220H25ZM98 221L101 222V220H98ZM131 221H130V222H131ZM161 221L164 222V220H160V219H159V222H160V223H162ZM208 221H209V220H208ZM6 222H7V221H6ZM8 222H7V225L9 224ZM18 222H19V220H18ZM75 222H77V225H76V226H78V227H82V229H84L83 226H80V221H75ZM82 222H83V220H82ZM94 222H96V221H94ZM110 222H112V221H110ZM110 222H109V223H110ZM115 222H117V219L114 220V223H115ZM156 222H158V220H157ZM156 222H155V223H156ZM159 222H158V223H159ZM241 222L244 224V223H246L247 221H246V222L241 221ZM4 223H5V221H4ZM103 223H104V221L102 222V224L100 223L101 225H100V224H99V225L102 226ZM128 223H129V222H128ZM153 223H154V222H153ZM153 223H151V224H153ZM164 223L166 224V222H164ZM203 223H204V222L202 221L201 224H203ZM207 223H208V225L210 224L209 222H207ZM75 224H76V223H75ZM81 224H82V223H81ZM96 224H97V223H96ZM112 224H113V222H112L110 225H112ZM129 224H130V223H129ZM0 225H1V224H0ZM2 225L5 226V224H3V222H2ZM105 225H106V224H105ZM105 225H104L103 227H105ZM158 225H159V224H158ZM163 225H164V224H163ZM163 225H160L159 227L161 228V227H163ZM204 225H205V224H204ZM11 226L13 227V225H11ZM90 226H92V225L90 224ZM90 226H89V227H90ZM107 226H109V224H107L106 227H107ZM115 226L117 227L116 224H115ZM152 226H153V225H152ZM152 226H151V228H152ZM156 226H157V225H156ZM166 226H167V225H166ZM166 226L164 225V227H163L161 230H164ZM168 226H169V225H168ZM168 226L166 227L167 229H168ZM8 227H9V226H8ZM8 227H7V228H8ZM12 227H11V229H12ZM74 227H75V226H74ZM94 227L97 228V225H94ZM116 227H114V228H116ZM5 228H6V227H5ZM14 228H15V226H14ZM62 228L64 229L63 226H62ZM72 228H73V227H72ZM91 228H93V227H91ZM101 228H102V227H101ZM108 228H111V226L108 227ZM114 228H113V229H114ZM127 228H128V226H127ZM127 228H126V229H127ZM160 228L157 227L158 230H159ZM11 229H10V230H11ZM85 229H86V228H85ZM85 229H84V230H85ZM87 229H88V227H87ZM94 229H95V228H93V231H92V232L95 233V230H94ZM98 229H100V227H98ZM98 229H97V230H98ZM111 229H112V228H111ZM113 229H112V230H113ZM118 229H119V228H118ZM126 229H125V230H126ZM128 229H129V228H128ZM149 229H150V228H149V226H148V230H149ZM152 229H153V228H152ZM152 229H150L149 231L147 230V231H148V233L150 232V233H152V235H153ZM167 229H165L164 232H166ZM8 230H9V228H8ZM8 230H7V231H8ZM10 230H9V231H10ZM75 230H76V229H75ZM84 230H82V232H79V231H81V230H78V229H77V231L79 232V233H78V232L76 231V232H77V238H81V240H83L82 238H84L85 241H86V240L88 241V239H89L88 236H90V235H89L90 232H89V230H88V233H89V234H85V233L87 232V230H86V232H83ZM91 230H92V229H91ZM97 230H96V233H95V234L92 233V234H93V235L91 236L92 238H93L95 235H97V232H98ZM101 230H104V232H105V234H104V232H103V234H104L103 237H104V236L106 235V232L108 233L110 229H109V230L107 229L108 231H105L106 228H104V229L102 228ZM112 230H111V231H112ZM116 230H117V229H116ZM154 230H155V228H154ZM154 230H153V231H154ZM169 230H170V229H169ZM11 231H12V230H11ZM64 231H65V230H63V232H64ZM117 231L119 232V230H117ZM117 231H116V232H117ZM127 231H128L129 234H130V238H129V239H131V233H132L131 231H132V230H131V231L127 230ZM14 232H15V229H14V231H13V234H14ZM76 232H75V233H76ZM124 232H126V231H124ZM128 232H126V233H128ZM157 232H158V234H161V233H162V231H161V233H159L160 231H157ZM221 232H222V231H221ZM10 233H11V232H10ZM73 233H74L73 229H70V230L67 232V234L70 235V236H73V235H74ZM82 233H84V235H86V236L88 235V236H87V237H86V236L83 237L84 235H83ZM99 233H100V235H101V232H99ZM109 233H110V232H109ZM109 233H108V234H109ZM113 233L115 234V231H114ZM126 233L124 234L125 237H126V235H127ZM154 233H155V231H154ZM166 233H168V231H167ZM232 233L234 234V232L231 231V234H232ZM16 234H17V233L15 232V236H16ZM119 234H121V232H120ZM119 234L116 233V235H119ZM133 234H134V233H133ZM135 234H136V233H135ZM141 234H142V231H141ZM164 234H165V233H164ZM244 234H246V233L244 232ZM10 235H11V234H10ZM17 235H18V234H17ZM68 235H67V236H68ZM82 235H83V236H82ZM109 235H110V234H109ZM109 235H108V236H109ZM116 235H115V236H116ZM189 235H192V237H193V236H195V235H197V234L193 235L192 233H189ZM241 235H242V232L238 235L239 238H241V237L244 236V235H243V236H241ZM12 236H13V235H12ZM142 236H143V234H142ZM146 236L149 238V239H148V240H149L148 243H152V242H153V244L156 242V241H155V240H156L155 238L159 237V236H155V234H154V236H155L154 239H153V237L151 238L150 235H149V236L146 235ZM187 236H188V235H187ZM227 236H228V232L223 233V238H222V240H225V239L227 238ZM238 236H237V237H238ZM17 237H18V236H17ZM17 237H16V238H17ZM68 237H69V236H68ZM95 237H96V238H95ZM95 237H94V239H98V237H101L102 239H101V238H99V239L103 240V237H102V236H95ZM106 237H107V236H106ZM132 237L135 238L136 235H135V236H132ZM143 237H144V239H145V235H144ZM147 237H146V238H147ZM188 237H190V236H188ZM219 237H220V236H218V238H219ZM231 237H232V235H231ZM231 237H230V238H231ZM255 237H256V236H255ZM255 237H254V238H255ZM11 238H12V237H11ZM70 238H74V237H70ZM86 238H87V239H86ZM114 238H115V237H114ZM137 238H138V237H136V239H137ZM139 238H142L141 235H139ZM139 238L137 239L138 242H139ZM150 238L153 239L155 242H154L153 240H150ZM184 238H185V237H184ZM220 238H221V237H220ZM232 238H233V237H232ZM239 238H238V239H239ZM251 238L253 239V237H251ZM251 238H250V237H247V238H245V239H249V240H251ZM99 239H98V240H95L94 245L96 244V241H97V242L99 241ZM106 239H108V237L104 239V240L106 241V243H105L104 245L107 244V241H110V240L112 241L113 238H112V239H109V240H106ZM127 239H128V235H127ZM129 239H128V240H129ZM136 239H135V240H136ZM177 239L180 240L181 238H177ZM238 239H237V240L235 239V241L238 242ZM257 239H258V237H257ZM135 240H134V239H133V240L131 239V241H133V242H134ZM146 240H147V239H146ZM178 240H177V241H178ZM231 240H232V239H231ZM240 240H242V238H241ZM74 241H75V240H74ZM78 241H79V240H78ZM90 241H91V240H89V243H90ZM92 241H93V240H92ZM92 241H91V243H92ZM111 241H110V243H111ZM141 241H143V240H141ZM150 241H151V242H150ZM183 241L185 242V240H182V239L180 240V242H183ZM233 241H234V240H233ZM251 241H253V240H251ZM255 241H256V240H255ZM4 242H5V241H4ZM99 242H100V241H99ZM113 242H114V241H113ZM222 242H223V241H222ZM231 242H232V241H231ZM237 242H236V243L233 242L234 245L237 244ZM243 242H244V244H245V241H243ZM243 242H242V241H239L240 244H242ZM2 243H3V241H2ZM5 243H7V242H5ZM77 243H78V242H77ZM89 243H88V245H89ZM91 243H90V244H91ZM141 243H142V242H141ZM144 243H145V242H144ZM148 243H146L144 246H146ZM247 243H248V241L246 240V244H247ZM250 243H251V242H250ZM250 243H249V244H250ZM254 243H255V242H254ZM256 243H257V242H256ZM7 244H8V243H7ZM9 244L11 245V242H9ZM9 244H8V245H9ZM19 244L22 245V243H19ZM78 244H79V243H78ZM99 244L101 245V246H100V249H101L102 244H103V241H102V244H101V242L98 243V245H99ZM108 244H109V243H108ZM112 244H113V243H112ZM153 244H152V245H153ZM246 244H245V245H246ZM23 245H25V244L23 243ZM86 245H87V244H86ZM96 245H97V244H96ZM110 245H111V244H110ZM113 245H114V244H113ZM150 245H151V244H150ZM150 245H147V247L150 246ZM154 245H155V244H154ZM154 245H153L152 247H155ZM221 245H222V244H221ZM250 245H251V244H250ZM259 245H260V244H259ZM1 246H3V244H2ZM18 246H19V245H18ZM18 246H17V247H18ZM90 246H93V243H92ZM144 246H143V248H144ZM253 246H254V245H253ZM255 246H256V245H255ZM255 246H254V247H255ZM24 247H25V246H24ZM26 247H27V246H26ZM95 247H96V250L99 248V247H97V246H95ZM103 247H104V246H103ZM105 247H106V246H105ZM105 247H104V248H105ZM110 247H113V246L111 245ZM147 247H146V249H147ZM240 247H241V246H240ZM245 247H246V246H245ZM251 247H252V246H251ZM254 247H253V248H254ZM259 247H260V246H259ZM104 248H103V249H104ZM106 248H107V247H106ZM113 248H114V247H113ZM149 248H150V249H153V251L155 250L154 248L148 247V249H149ZM247 248H248V247H247ZM247 248H246V249H247ZM84 249H85V248H84ZM92 249H95V248L93 247ZM92 249H91V250H92ZM100 249H98V250H100ZM156 249H157V248H156ZM249 249H250V248H249ZM15 250H16V248H15ZM98 250H97V252H98ZM101 250H102V249H101ZM101 250H100V251H101ZM144 250H145V248H144ZM157 250H158V249H157ZM254 250H255V249H254ZM16 251H18V250H16ZM83 251H84V250H83ZM104 251H105V250H104ZM104 251H101V252H104ZM128 251H129V250H127L125 253H127ZM158 251H160V250H158ZM221 251H222V250H221ZM241 251H243V248L241 249ZM129 252H130V251H129ZM129 252H128V255H130V253H131V252H130V253H129ZM151 252H152V251H151ZM155 252H156V254H157V251H156V250H155ZM155 252H154V253H155ZM13 253L15 254L16 252L14 251ZM99 253H100V252H99ZM99 253H98V254H99ZM117 253H120V252H117ZM117 253H115V254H117ZM122 253H124V252H122ZM125 253H124L123 257H124V256L127 257V254L125 255ZM149 253H150V251H149ZM149 253H148V254H149ZM160 253H161V251L159 252L158 256H159V255H160V256L164 255L163 253H162V254H160ZM242 253H243V252H242ZM7 254H8V253H7ZM94 254H95V255H98V254H96V253H94ZM101 254L103 255V253H101ZM101 254H99V256H101ZM131 254H132V253H131ZM243 254H244V253H243ZM120 255H121V253L119 254V256H120ZM151 255H152V253H151ZM99 256H98V259L100 258ZM113 256H114V255H113ZM113 256H112V257H113ZM121 256H122V255H121ZM152 256H153V255H152ZM160 256H159V259L161 258ZM96 257H97V256H96ZM96 257H95V258H96ZM102 257H103V256H102ZM114 257H115L114 260H116V261H117L116 258H118V260L122 259V257H120V259H119V257H116V256H114ZM149 257H151V256L149 255ZM155 257H156L157 260H158V257H157L156 255H155ZM110 258H111V257H110ZM0 259H1V257H0ZM4 259H5V258H4ZM4 259H2V260H4ZM102 259H104V257H103ZM111 259H113V258H111ZM111 259H110V261H111V264H112V262H113L114 260L112 261ZM162 259H163V257H162ZM234 259H235V258H234ZM234 259H231V261H233ZM99 260H100V259H99ZM135 260H137V258H136ZM135 260H133V262H135V264H138V261H139V260L137 261V263H136ZM236 260H237V259H236ZM236 260H235V261H236ZM255 260H256V259H255ZM257 260H258V258H257ZM5 261H7V260H4V262H5ZM75 261H76V260H75ZM110 261H109V262H110ZM116 261H114V263H116ZM72 262H73V261H72ZM119 262L121 263V261H118V263H119ZM7 263H9V262H7ZM23 263H24V262H23ZM100 263L102 264L101 260L98 261L97 264H100ZM114 263H113V264H114ZM9 264H10V263H9ZM231 264H232V262H231Z\"/></svg>",
    "mask_w": 264,
    "mask_h": 264
},
{
    "label": "snow or ice",
    "instance_id": "snow-or-ice-1",
    "mask_svg": "<svg viewBox=\"0 0 264 264\" xmlns=\"http://www.w3.org/2000/svg\"><path fill=\"white\" fill-rule=\"evenodd\" d=\"M52 7H75L70 5H39V4H22V3H13L5 2V0H0V20L3 21L5 41L7 45V39L10 33V24L13 19L18 17V14L22 9H36V8H52ZM94 9H105L109 6L104 5H93L91 6ZM145 8H165V7H183V6H163V5H145ZM194 7V6H189ZM254 5H237V8L241 10L254 8ZM260 33H261V44H260V69L262 77H264V0H260ZM86 23H91V19H87ZM5 54L7 56V47L5 49ZM7 88V85L5 86ZM209 124H214L215 116L210 115L208 118ZM200 159V153L195 145L191 147L188 153V163L190 165H195V163ZM250 159L255 162L254 152L250 154ZM259 164L262 170H264V115L261 117V134H260V154H259ZM256 200L255 197H250L245 208V217L253 216L255 213ZM47 205L43 201L36 202V208L41 212L45 217L51 218L53 213H50L47 210ZM260 207L262 210V219H261V232H260V259L257 261L255 259H242L232 262V264H264V188L261 189L260 195ZM0 264H6L4 261H0Z\"/></svg>",
    "mask_w": 264,
    "mask_h": 264
}]
</instances>
